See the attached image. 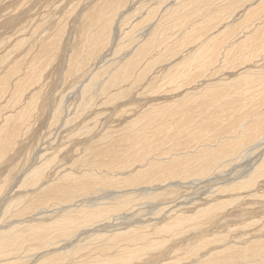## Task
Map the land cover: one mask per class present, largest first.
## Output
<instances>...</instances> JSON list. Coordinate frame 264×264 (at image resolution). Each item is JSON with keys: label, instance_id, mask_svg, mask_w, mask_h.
<instances>
[{"label": "bare ground", "instance_id": "6f19581e", "mask_svg": "<svg viewBox=\"0 0 264 264\" xmlns=\"http://www.w3.org/2000/svg\"><path fill=\"white\" fill-rule=\"evenodd\" d=\"M134 1H136V3H139L138 5H134L133 4V2ZM151 1V0H150ZM150 1H148L147 0V2H149L148 4H150ZM154 1H157V0H154ZM160 1V0H159ZM168 1V0H167ZM167 1L166 2H164L163 4L165 5L166 3H167ZM172 1V2H171ZM169 0L168 2H171V3H167L166 4V6H163L164 8H162L160 11H159V8L158 7H160V5L158 6H156L155 5V7H153L152 5V1H151V6H145L146 4H147V2H146V4H145V2H139V0H97L94 4H93V6H91V8H89L88 6H86V7H88L89 8V10H87L85 13H84V15H83V17H82V21L80 22V21H78V22H80L79 24H78V28H77V34H78V36H77V38L75 37V39H76V41L74 42V43H72V45L70 44V47L68 48L69 50H68V53H69V55H67L66 54V56H68V59H67V61L66 60H64L65 62H68V69L66 70V72H65V76L66 77H69V75L71 76L72 75V72H73V69H75V68H82V67H85L87 64H89L91 61H93L92 63H93V66H91L92 68H90V67H88L89 69H87L88 71H90V73H89V75H87V71L85 72V70L84 69H86V68H83V71L85 72V74L88 76L87 77V83L85 84V85H83L82 86V88L81 87H79L78 89H80L81 88V90L79 91L80 92V96L82 97H78L79 99L81 98V100H83L81 103L82 104H80L81 106V109L79 108V109H77L76 111H74L75 110V108H70V110L72 109H74L73 111H70L69 110V108H68V105H67V103H66V101L64 100V98H61V96L62 95H59V98H60V100H58V99H55V101H54V103H52L51 104V102L53 101V100H50L51 98H49L48 99V101L44 98V91H45V88H44V83L43 82H45V81H43V82H40L42 79H41V74H40V72H39V70H40V68H41V65H38L37 66V64L36 65H31V66H29V69L27 70V71H25V72H23L22 74H20V65L19 64H17L18 62L16 61V62H13V66H7V68L5 69V68H3L2 67V65H1V67H2V69H4L3 71H0L1 72V75H0V84L2 85V87L0 88V100L4 97V95H5V93L9 90L8 89V87H9V85H10V81H11V79L12 78H15L16 79V81H15V83H14V85H13V90L10 92L11 93V98H12V96H13V98H14V100H18L20 97H22L23 96V93H24V91L25 90H29L28 88H31V87H29V86H34L32 89H30V91H27L28 92V97H27V100L26 101H24V102H22L21 103V107H20V109L19 110H15V111H13V112H15V114H11V115H9V114H7V111H5L6 112V114L8 115V116H5V117H3L2 119H1V122H0V140L1 141H3V139L4 140H8V139H10V138H12V137H17V134H19V133H17L16 134V136H12V132H13V130H15V129H13V128H15V123H16V119H19V121H20V125H22V124H24L25 122H26V120H27V118L29 117V114H30V111H31V108H33L34 106H36L37 104V100H40L39 102H38V106H39V108H37V109H40V110H42V111H44L45 109H49V111H48V116H47V119H46V121H45V124L44 125H46L47 127V129L48 130H50L51 128H66V131L69 133L68 135H71V133H73L74 134V128H75V124H74V121H75V119H76V117H78V115L80 116V115H83V113L84 112H86V111H84L82 114L80 113V110H86V108L88 107L89 108V104H91V101L94 99V97L95 96H97V94L99 95V94H101V95H106V94H108V96H109V93H111V91L112 92H114L115 91V89H113L112 87H115V88H117V86L119 87V85L122 83V86L124 85L123 84V82L124 81H128L129 82V78H131L132 76L134 77V78H132L130 81V83H132V81L134 82V83H137L138 81H140V80H142L143 78H144V76H143V72L145 71H143V72H141L140 74H136L135 73V71L136 70H134V69H137V68H141V67H143V61H145V59H147V57L149 56V57H152V54H151V50H152V47L153 46H156V42H157V39H158V37L159 36H162V35H165V37H166V34H168L169 33V30H174V27L173 26H170L171 24L170 23H172V24H177L178 26H179V24L178 23H180V24H182V22L183 23H185V22H188L189 24H191V27H193L194 29L196 28V26H194V23H193V18H192V14H195V10L198 8V5L199 4H203V0L202 1H200V0ZM205 1V0H204ZM215 1H218L219 3L221 2L222 4L217 8V7H215L214 9H210V13L208 14V15H210V16H212V18L211 19H213V17H214V19H215V17H217L216 19L217 20H222L221 18H223L224 17V15H223V13L221 14L222 15V17H221V15H220V12H222V11H225V12H228L230 15H231V13H233V11L234 10H230V8L232 7V1L231 0H215ZM243 1V3H244V5H243V17H242V19L240 20L241 22L238 24V26H240V25H242V24H246V23H248L249 21H252L251 19H253L252 18V16L253 15H256V14H259V12L261 11V9H262V7H264V0H254V2L256 3L255 4V6H253V5H251L252 4V0H242ZM261 1H263V2H261ZM90 2V1H89ZM92 2H93V0H92ZM91 2V3H92ZM129 2H132V5L131 6H129ZM162 2V1H161ZM161 2H158V3H161ZM217 2V3H218ZM261 2V3H260ZM90 3V4H91ZM154 3H156V2H154ZM198 5H197V4ZM71 4V3H70ZM210 4V2L209 3H207V5H209ZM240 4H241V0H237V5L238 6H240ZM89 5V4H88ZM134 5V6H133ZM206 5V6H207ZM90 6V5H89ZM200 6V5H199ZM145 7V8H144ZM209 7V6H208ZM56 8V7H55ZM204 8V7H203ZM235 8V7H234ZM239 8V7H238ZM198 10V9H197ZM45 11V10H44ZM205 11V10H204ZM198 12V11H197ZM200 12V11H199ZM224 12V14H226ZM262 12H264V11H262ZM58 14V13H57ZM79 14V13H78ZM77 14V15H78ZM197 14V13H196ZM137 15H139V16H137ZM187 15H188V17H187ZM198 15V14H197ZM200 15V14H199ZM198 15V16H199ZM204 15V14H203ZM216 15H219L220 16V18H219V16H216ZM230 15H227V16H229L230 17ZM240 15V14H239ZM202 16V15H201ZM242 16V15H241ZM264 16V15H263ZM116 17H118V19H115ZM131 17H136L137 19H138V17H139V19L137 20V21H135V22H130L129 21V23H131L130 25H129V29L128 30H125L124 32H123V34L127 37V40L126 39H124V40H126V43H125V45L123 44H120V45H122V46H120V45H118V44H115L114 46H118L117 47V51H120L121 49H122V47H123V49H124V51H125V53H124V60L122 59L121 61H119L117 64H115L114 65V62H116V61H112V62H110L109 64H106L105 62H103V61H101L102 63H100V65L98 66V63H99V61L98 60H95V58H96V55L100 52V50L103 48V47H105L109 42H111L110 40V37H109V34L111 33V31H112V28H113V23L115 22V20L118 22V24H117V26L118 27H123V26H125L127 23H128V20H131ZM183 17V18H182ZM184 17H187L186 19H184ZM195 17H197V16H195ZM203 17V16H202ZM201 17V18H202ZM208 17V16H207ZM226 17V16H225ZM130 18V19H129ZM205 18V15H204V17H203V19ZM77 19V18H76ZM154 19V23H152V24H150L149 26H147V27H145V28H143V30H142V32L140 33V34H134V32H136V29L138 28V26L139 25H141L142 27H144L146 24H149L152 20ZM200 19V18H199ZM208 19V18H207ZM224 19H226V18H224ZM45 20V19H44ZM135 20V19H134ZM239 20V19H238ZM131 21H133V18H132V20ZM201 22L200 20H198L197 19V22ZM204 21V20H203ZM210 21V20H209ZM212 21V20H211ZM214 21V20H213ZM212 21V22H213ZM255 21V20H254ZM46 22V21H45ZM194 22H195V20H194ZM38 23V22H37ZM42 23V22H41ZM202 23V22H201ZM251 23V22H250ZM49 24V23H48ZM50 24H51V22H50ZM125 24V25H124ZM170 24V25H169ZM196 24V23H195ZM220 24V23H219ZM231 24V23H230ZM260 24V23H259ZM259 24H258V26H254V28H253V33L257 30V34L259 33V32H262V33H264V21L262 22V24H260V26H259ZM183 26H184V24H182ZM199 25H200V23H199ZM199 25H197V26H199ZM249 24H247V26H248ZM37 26V25H36ZM36 26H33L34 27V29H35V27ZM49 26V25H48ZM126 26H128V24L126 25ZM137 26V28L135 29V27ZM181 26V25H180ZM188 26V25H187ZM214 26V25H213ZM246 26V27H247ZM37 27H40V26H37ZM36 27V28H37ZM43 27V26H42ZM115 27H116V25H115ZM140 27V26H139ZM189 27V26H188ZM208 27H210V26H208ZM207 27V28H208ZM211 27H212V25H211ZM55 28V27H54ZM54 28H53V30H54ZM59 28V27H58ZM57 28V29H58ZM62 28V27H61ZM176 28V27H175ZM179 28V27H178ZM201 28H202V26H201ZM200 28V29H201ZM207 28H205V29H207ZM216 28V27H215ZM233 28V27H232ZM232 28H230L229 26H225V29H223V31H222V35H223V37L226 35V33L228 34V32H224V31H230V32H232L231 31V29ZM251 28V27H250ZM33 29V28H32ZM39 29L40 28H38V29H36L37 31H39ZM63 29V28H62ZM177 29V28H176ZM184 29H185V27H184ZM196 29H199V27H197ZM199 29V30H200ZM233 29H235V28H233ZM41 30V29H40ZM55 30H56V28H55ZM72 30V29H71ZM116 30H119V29H117L116 28ZM121 30H123V28H121ZM173 30H172V32H173ZM191 30V29H190ZM198 30V31H199ZM202 30V29H201ZM209 30V29H208ZM248 31H249V29H247ZM63 31V30H62ZM113 31H114V29H113ZM137 31H139L138 29H137ZM167 31H168V33H167ZM186 31H187V33H188V30H187V27H186ZM196 31V30H195ZM56 32V31H55ZM172 32H171V34H172ZM178 32V31H177ZM197 32V31H196ZM236 32V31H235ZM47 33V32H46ZM113 33V32H112ZM111 33V34H112ZM180 33H182V32H180ZM184 33H185V35H189V33L188 34H186V32L184 31ZM191 33V32H190ZM193 33H195L194 31H193ZM193 33H191V34H193ZM205 31H204V35H205ZM215 33H218L217 35H219V33L220 32H218V30H217V32H215ZM246 33V32H245ZM252 33V34H253ZM48 34V33H47ZM47 34H45V35H47ZM51 34V33H50ZM49 34V35H50ZM202 33L200 32V34H199V32L195 35V34H193L192 36H195V37H199L200 35H201ZM213 34V33H212ZM230 34L231 33H229V36H230ZM243 34V33H242ZM255 34V33H254ZM53 35V34H52ZM56 35V34H55ZM57 35H60L59 33L57 34ZM119 35H121V34H119ZM118 35V37H120ZM169 35V34H168ZM173 35V34H172ZM178 35H179V32H178ZM203 35V36H204ZM208 35V34H207ZM206 35V36H207ZM211 35V34H210ZM261 36V41H262V34H260ZM115 36V35H114ZM171 36V35H170ZM180 36H181V34H180ZM227 36V35H226ZM225 36V37H226ZM229 36H227L228 37V39L227 40H229ZM243 36H245V35H243ZM250 36H251V34H250ZM36 37H37V35H36ZM116 37V36H115ZM117 37V38H118ZM125 37V38H126ZM177 37V36H176ZM184 36H182V38H183ZM190 37H191V35H190ZM209 38H211V39H206V40H204V41H200V43L198 44V46H196L194 43V46H196V51H195V53L194 54H190V53H188V51H187V56L188 57H185V60H183L182 59V61L181 62H179V64H181V65H183V68L182 69H179V75H182V76H184V78L187 76V75H189L188 73L190 72V70H191V66H193V65H191V66H189V70H186V68H187V63L189 64V61H194L195 63H197L196 65V69H199L198 71H200V72H202V70H203V72H204V70H205V68H207V67H209V65L211 66L215 61H217L216 60V58H218V53H221L223 50V48H224V50H226L227 49V47L228 46H226L225 44V46H222V43L224 42V40H225V38H223V42L222 41H218V36L217 37H210V36H208ZM246 37H248L247 35H246ZM254 37V36H253ZM38 38V37H37ZM51 38V37H50ZM54 38H56V36H54V37H52V40L54 39ZM61 38V37H60ZM124 38V37H123ZM188 38H189V36H188ZM236 38V37H235ZM243 38V37H242ZM257 38H259V37H257ZM59 39V38H58ZM74 39V40H75ZM166 39H169V36L166 38ZM165 38L163 39V42H164V40H166ZM190 39V38H189ZM246 39V38H245ZM254 39V38H253ZM256 39V38H255ZM35 40V39H34ZM55 40V39H54ZM53 40V41H54ZM174 40V39H173ZM250 40V39H249ZM21 41H22V39H21ZM53 41L52 42H50V41H43L41 44H40V46L39 47H41V49H43V50H46V51H53V50H55L56 49V46L54 45V43H53ZM56 41V40H55ZM114 41H116V40H114ZM167 41V40H166ZM257 41V40H256ZM261 41H259L258 43H259V47L258 48H261V46L264 48V45L262 44V43H260ZM32 42V41H31ZM30 42V43H31ZM169 43H163V46H164V44H165V48H167L168 47V44H170V43H172V41L170 42V40L168 41ZM175 42V41H174ZM189 42H194V40L193 39H190V41ZM189 42H187L186 41V43H184V41H183V43H180V42H177V40H176V42H175V44H178L177 45V47L178 46H182V47H184L187 43H189ZM226 42V41H225ZM228 42V45H230L229 47H230V50H234L235 49V47L237 46L239 49H243V47L245 46L244 44H243V40H240L238 43H237V45L235 46L234 44H233V42H230V40L229 41H227ZM264 42V41H263ZM29 43V42H28ZM56 43H57V41H56ZM60 45H61V42H58ZM113 43H115V42H113ZM257 43V44H258ZM3 44V43H2ZM58 44V45H59ZM158 44V43H157ZM262 44V45H261ZM38 45V44H37ZM184 45V46H183ZM190 45V44H189ZM188 45V46H189ZM18 46V45H17ZM16 46V47H17ZM34 46H36V45H34ZM125 46V47H124ZM176 46V45H175ZM174 46V47H175ZM187 46V45H186ZM192 46V45H191ZM235 46V47H234ZM249 46V45H248ZM60 46H58V48H59ZM110 47V46H109ZM113 47V46H112ZM169 47H170V45H169ZM225 47H226V49H225ZM10 48V47H9ZM14 48V47H13ZM36 48H37V46H36ZM39 49V48H38ZM112 49V48H111ZM170 49H171V47H170ZM169 48L167 49L168 51L170 50ZM237 49V48H236ZM58 50V49H57ZM108 50H110V49H108ZM158 50V49H157ZM258 50V49H257ZM260 50V49H259ZM16 51H17V49H16ZM42 51V50H41ZM112 51V50H111ZM114 51H116V50H113V55H114ZM159 51V50H158ZM168 51H166V53L168 52ZM256 51V50H255ZM7 52V51H6ZM58 52H60V49H59V51ZM108 52V51H107ZM110 52V51H109ZM189 52H190V50H189ZM200 52H204L203 54H201ZM224 52H227V51H224ZM261 52V51H260ZM40 53V52H39ZM38 53V54H39ZM47 53V52H46ZM61 53V52H60ZM102 52H100V54H101ZM118 53V52H117ZM153 54H154V52H152ZM160 53V52H159ZM158 53V54H159ZM256 53V52H255ZM258 53H259V51H258ZM50 54H52V53H50ZM99 54V55H100ZM122 54V53H121ZM157 54V53H156ZM161 55H162V53H160ZM165 54V53H164ZM169 54V53H168ZM223 54V53H222ZM228 54V53H227ZM251 54V53H250ZM53 55V54H52ZM61 55V54H60ZM65 55V54H64ZM98 55V56H99ZM107 55V54H106ZM166 55V54H165ZM176 55V54H175ZM225 55V54H224ZM245 55V54H244ZM252 55V54H251ZM257 55V54H256ZM261 55V54H260ZM8 56V55H7ZM63 56V55H62ZM101 56H102V54H101ZM103 56H105V55H103ZM102 56V57H103ZM118 56H121V55H118ZM156 56V55H155ZM155 56H154V58H155ZM169 56V55H168ZM223 56V55H222ZM222 56H221V59L223 60V58H222ZM53 57V56H52ZM60 57V56H59ZM102 57H100V58H102ZM122 57V56H121ZM148 57V58H149ZM157 57H159V56H157ZM165 57V56H164ZM260 57V56H259ZM263 57V56H262ZM50 58V57H49ZM53 58H55V57H53ZM67 58V57H66ZM99 58V59H100ZM116 58V57H115ZM153 58V59H154ZM168 58H170V56L168 57ZM171 58H173V57H171ZM170 58V59H171ZM184 58V57H183ZM238 58V57H237ZM236 58V59H237ZM246 58V59H245ZM261 58V57H260ZM264 58V57H263ZM1 59V61H2V59H4V58H0ZM6 59H8V58H6ZM10 59V58H9ZM37 59V58H36ZM39 59V58H38ZM63 59H64V56H63ZM103 59V58H102ZM121 59V58H120ZM152 59V58H151ZM151 59L149 58L148 60H150L151 61ZM166 59V58H165ZM164 59V60H165ZM220 59V56H219V60H218V62L221 60ZM5 60V59H4ZM95 60V61H94ZM155 60V59H154ZM162 60V59H161ZM161 60H159V61H161ZM163 60V61H164ZM168 60V59H167ZM238 60H239V58H238ZM241 60L243 61V62H245V60H247V57L245 56V57H241ZM240 60V61H241ZM260 60V59H259ZM0 61V62H1ZM147 61V60H146ZM6 62H8L7 60H6ZM5 62V63H6ZM51 62V61H50ZM63 62V61H62ZM167 62V61H166ZM222 62H224V60L223 61H221V63ZM228 63H229V60L227 61ZM234 62H236L235 61V59H234ZM237 62H239V61H237ZM261 62V61H260ZM34 63V62H33ZM216 63V62H215ZM24 64V63H23ZM31 64V63H30ZM40 64V63H39ZM52 64V63H51ZM102 64V65H101ZM178 64V65H179ZM217 65H219L218 63H216ZM216 64L214 65V67L216 66ZM241 63H239V65H240ZM243 64V63H242ZM256 64H258V63H256ZM65 65V64H64ZM63 65V66H64ZM67 65V64H66ZM92 65V64H91ZM177 65V64H176ZM177 65V66H178ZM222 65H224V64H221V65H219L220 67H218V68H216V69H221L223 66ZM228 65V64H227ZM234 65V66H233ZM236 63H234V64H232V66L235 68L236 66ZM25 66V65H24ZM195 66V65H194ZM228 66H231V65H228ZM227 66V67H228ZM232 66H231V68H232ZM243 66V65H242ZM264 66V65H263ZM43 67V66H42ZM45 67V66H44ZM43 67V68H44ZM67 67V66H66ZM170 67H171V65H170ZM179 67V66H178ZM212 67V66H211ZM210 67V68H211ZM213 67V68H214ZM238 67V66H237ZM258 67V66H257ZM26 68V67H25ZM78 68H77V70H78ZM181 68V67H180ZM230 68V67H229ZM239 68V67H238ZM256 68V67H255ZM144 69V68H143ZM145 69H146V67H145ZM172 69H174V68H172ZM207 69H209V68H207ZM207 69H206V71H207ZM81 70V69H80ZM80 70H78L79 72H80ZM147 70V69H146ZM178 70V69H177ZM176 70V71H177ZM214 71H215V69H213ZM224 70V69H223ZM231 71H233L234 72V69L232 70V69H230ZM243 70V69H242ZM247 70V69H246ZM245 70V71H246ZM256 70V69H255ZM24 71V70H23ZM75 71V70H74ZM171 71V70H170ZM173 71V70H172ZM211 71V70H210ZM214 71H213V74H214ZM229 71V70H228ZM227 71V72H228ZM247 71H249V68H248V70ZM262 71H263V69H262ZM78 72V73H79ZM83 72V73H84ZM138 72V71H137ZM202 72V73H203ZM230 72V71H229ZM251 72V71H250ZM42 73V72H41ZM64 73V72H63ZM76 73V72H75ZM166 73H168V72H166ZM202 73H201V75H202ZM206 73V72H205ZM212 73V72H211ZM244 73V72H243ZM252 73V75L250 74V73H245V74H241L242 75V77L241 78H239V76H241V75H239V73H238V77H237V75H236V77L238 78V79H236V81H235V83L234 82H232L233 84H235L234 86L232 85V84H230L231 85V87L233 88V89H238V91H239V88L241 87H239V83H241V81H243L241 84L243 85L244 84V82L247 84V83H249V85H252L251 83H254L255 82V80L254 79H257V77H254L253 75H255L256 73H254V72H251ZM61 74H62V72H61ZM80 75H81V73H79ZM173 74H174V71H173ZM173 74L171 73V75L168 73V76L170 75V76H173ZM178 74H177V76H178ZM213 74H212V77H210V78H213L214 76H213ZM215 74H217V73H215ZM229 74V73H228ZM230 74H231V72H230ZM44 75V74H43ZM63 75V74H62ZM63 75V76H64ZM79 75V76H80ZM208 75H210V74H208ZM233 75V74H232ZM231 75V76H232ZM78 76V74H77V77H79ZM83 76V75H82ZM155 76V75H154ZM158 76H159V74H158ZM202 76H204V74L202 75ZM211 76V75H210ZM222 76V75H221ZM256 76V75H255ZM66 77H64V79L66 78ZM83 77H86V76H83ZM174 77V76H173ZM205 77V76H204ZM207 77V76H206ZM229 77V76H228ZM235 77V78H236ZM60 78H62V76L60 77ZM71 78V77H70ZM75 77H73V79H74ZM172 77H170V79H171ZM184 78H182V79H184ZM203 78V77H202ZM50 79V78H49ZM80 79H81V76H80ZM156 79H157V75H156ZM165 79V78H164ZM163 79V80H164ZM169 79V78H168ZM208 79L209 78H207V81H208ZM242 79V80H241ZM259 79V78H258ZM44 80H47V79H44ZM76 80H78V79H76ZM82 80V79H81ZM81 80H80V83H81ZM144 80V79H143ZM147 80V79H146ZM153 80V79H152ZM155 80V79H154ZM153 80V81H154ZM162 80V81H163ZM175 80H176V78L173 80H171V81H173L172 83L173 84H175L174 82H175ZM185 80V79H184ZM189 80V79H188ZM193 80V79H192ZM192 80H191V82H192ZM213 80V79H212ZM216 80V79H215ZM241 80V81H240ZM67 82L69 81L68 79L66 80ZM148 81V80H147ZM164 81H166V80H164ZM163 81V82H164ZM179 81V80H178ZM181 81V80H180ZM204 81V80H203ZM210 81V80H209ZM263 81V80H262ZM262 81H261V83H262ZM13 82V81H12ZM67 82H65V83H67ZM71 82H72V80H71ZM74 82V81H73ZM71 83V84H74V85H76V82H74V83ZM83 82V81H82ZM140 82H142V81H140ZM144 82V81H143ZM146 82V81H145ZM166 82H170V80L168 81H166ZM198 82V81H197ZM197 82H195V84L197 83ZM212 82V81H211ZM218 82H221V80L220 81H218ZM222 82H225V81H222ZM221 82V83H222ZM257 82V81H256ZM47 83H49V82H47ZM63 83H64V81H63ZM133 83V84H134ZM190 84V82H187V84ZM193 83V82H192ZM200 83V82H199ZM198 83V84H199ZM215 83V82H214ZM230 83V82H229ZM52 84V83H51ZM58 84V83H57ZM61 84H62V82H61ZM82 84V83H81ZM81 84L79 85H76V86H81ZM145 84V83H144ZM148 84V83H147ZM167 84V83H166ZM170 84V83H169ZM178 84H181V83H179L178 82ZM182 84H184V83H182ZM182 84L181 85H179V87L181 86L182 88H180V90L181 89H183V87L184 86H182ZM195 84H193V85H195ZM206 84V83H205ZM225 84V83H224ZM12 85V84H11ZM47 85V84H46ZM45 85V86H46ZM125 85H127V84H125ZM124 85V86H125ZM128 85H129V83H128ZM127 85V86H128ZM140 85V84H139ZM138 85V86H139ZM142 85H143V83H142ZM168 85V84H167ZM172 85V84H171ZM170 85V86H171ZM185 85V84H184ZM211 85V84H210ZM217 85H219V84H217ZM245 85V84H244ZM243 85V87H245ZM248 85V84H247ZM256 85V84H255ZM259 85V84H258ZM69 86V85H68ZM73 86V85H72ZM121 86V87H122ZM124 86H123V88H124ZM130 86V85H129ZM133 86V85H132ZM153 86V85H152ZM169 86V85H168ZM177 86V84L174 86V88ZM187 86V85H186ZM206 86V85H205ZM214 86V85H213ZM215 86H216V84H215ZM226 86H227V84H226ZM172 88H173V86H171ZM178 87V86H177ZM217 88H218V86H216ZM222 87V86H221ZM228 87H229V85H228ZM242 87V88H243ZM248 88H250L249 86H247ZM246 87V89L248 90V88ZM252 87H255L254 88V90H256L257 88H259L260 89V91L257 89V91H255L256 92V95L258 94V93H260L261 92V85H259V86H253L252 85ZM257 87V88H256ZM114 90H112V89ZM135 88V87H134ZM141 88H143V87H141ZM154 88H155V86H154ZM160 88H161V86H160ZM160 88L158 87V90H160ZM174 88H173V90H174ZM190 88H193V86L192 87H190ZM263 88V87H262ZM120 87L119 88H117L116 90H118L117 92H115V93H111L110 94V96H112L111 98H113V97H117L116 95L119 93V94H121V91H120ZM129 89V88H128ZM162 89H163V87H162ZM176 89V88H175ZM179 89V88H178ZM185 89H186V87H185ZM200 89H202V88H200ZM203 89H205V90H203V92H201L200 93V95L202 94L204 97L206 96V99H210V101H206L205 100V102H200V103H196V105H193L194 104V102L192 103V106L191 105H189L190 104V102L188 101V103H185V101H178L177 99H175L173 102H174V104H175V101H177V105L175 104V107H174V109L173 108H171L169 111L170 112H172L171 110H173V112H174V110L175 109H178L179 108V113L178 112H176L175 111V113H167V110L164 112V114L165 113H167V114H169V116H168V118L170 117V115H171V119L172 120H170V118L168 119V120H162V119H160L159 118V116L161 115H163V114H161L160 112V109L158 110V109H154V110H151V109H153V108H151L149 111L150 112H146V113H144V114H141V116H142V120H140L139 122H141V127H142V129H147L146 130V132H144L143 133V135H141V134H139V133H137L136 131H133V130H126L125 129V127H126V124H125V122H124V124H122V126L123 125H125V127H124V129H125V131H127V132H122L121 134L122 135H120V134H118L119 132H121L120 130H119V132L117 133V136H118V139H117V137L115 138L116 140H119L118 142H115V140H113V139H110L109 141H107V142H105V140L106 139H109L110 138V135H109V133L107 132V131H109L108 129H107V131L105 132V133H101V132H94V133H92L91 134V136L89 137V138H87V139H83V140H77V141H79V142H74V143H76V144H74V147L72 148V150L70 151L69 150V153L70 152H75V153H77V155H75L74 157H72V162L70 163V165H74V163L77 165V166H80V167H82V168H80V167H78L79 169H74L73 167H70V165L69 164H67L66 165V163H67V161H63V162H61L60 163V161H58L57 159H56V153L53 151V152H47L46 150H45V146H43V144H44V141H40V142H37L36 144H35V147L33 148V150L30 148V147H28L26 150H24L25 149V147H24V149H23V151H25V153H24V155H25V157H24V160H25V163H28V165L26 166V167H24V169L22 170V173H21V170H19L20 171V177L18 178V175H17V177L12 173V175H14L16 178H18L17 180H20L21 181V183H20V185H23L24 187H29L28 188V190H27V192H24L23 194H21V195H19V194H17V195H19V196H17L16 195V197L15 196H12L13 194H12V192H13V186L11 187V185H10V187L7 189V191H5V194L3 195V197H2V200H1V202H2V209H0V211L1 210H3V212L5 213V215H7L8 213H7V211H12V210H14V208L16 207H18L19 205H21V203L22 202H24V199H25V197L27 198L28 197V200H27V204L25 203V204H22V206L23 205H25L23 208H20V210L18 209L19 207H22V206H19L16 210H18V212H16V215H23L24 213H27V211H31L30 213L31 214H29V217L28 218H26L25 216H27V214H25L23 217L24 218H26V219H20L19 220V218L17 219H13L15 216H13L12 214V216H13V221H11V222H7V224H6V220H5V223H3L5 226H1L0 227V264H20V262H23V261H27V262H25V264L27 263V264H51V262H53V261H55V263H53V264H123L124 262H126V260H128V259H126V258H122L121 256H119L118 255V253H115L113 256H111L110 254V257H107V256H105V255H103V254H107V253H101V252H103V251H105L106 249L107 250H109L108 248L109 247H111V244L108 242V241H106V240H104V239H109V241H111V239L110 238H112L113 236L115 237L116 235L118 236V237H116L115 239H117V238H119V234H120V236H122V234L124 233V232H126V230H121V231H117V230H115V228H113V230L112 229H110V230H107L106 229V231H105V233H100L99 231H101L102 229L100 228V227H98V226H96V223L97 222H99V221H101V220H104L105 218H110V216H112V215H110L112 212H118V211H120V210H123L124 208L125 209H129L130 207L128 206L129 205V203L131 204L132 202H131V199L133 200L134 198H133V196H135L136 194H135V192H132L133 190H130L131 192H128L127 190H125L124 189V193H120V194H118V195H116V196H113L112 197V200L110 201V202H106V203H102V202H96V201H93V200H91V199H93V198H95V196H97V195H94L95 193H93V196L94 197H92L91 199H89V198H87V199H85V198H82V197H84L85 195L87 196V194L90 196V194L92 193V192H95V186L94 185H96V184H104V185H110V184H113V179H114V177H113V175L111 174V172L110 171H108V172H105L106 171V168H105V170H104V172H102L103 170H100V167L101 166H103V165H105V164H107L109 167H113L112 166V164L116 161V160H121L120 162H121V164L123 165L122 167H123V169H124V167H126V163H127V161H129L128 160V158L130 157L133 161L135 160V162H136V160L137 161H140L141 162V164H137L138 166H139V169H136V171H135V173L133 172H130V171H128L126 168V170L128 171V172H130L131 174H134L133 176L130 174V177H129V175L127 176V177H125V178H117L116 179V182L117 183H123L124 185L125 184H127V185H125L126 187H128V185H133L135 182L136 183H140L141 182V179L139 180V179H137V175L138 174H142V175H147V176H151V175H154V176H159V173H160V177H164V178H169V177H174V176H176V175H178L179 177L181 176V174H182V176H183V178H184V176H187V177H189L190 175H198V176H206L209 172H210V174L212 173L211 172V168H212V165H214V164H217V162L218 161H221L222 159H223V161L224 160H226L227 158V160H229V161H232V160H239L240 158L242 159L243 157V155H246L248 152H251V150H252V148H255V147H258V146H263V148H264V106H263V108L262 109H259V105L260 104H262V105H264V91H262V97H260V99H258L259 97H258V95H257V100H259V102L258 101H256V103H254L253 104V107L250 105V109L251 108H253V109H251L252 111H253V113L251 114V111H250V113L248 114V113H246L247 111H249V110H245L246 112H244V113H246V114H244V116H246V117H244L243 115H241V117L243 118H245V119H247L246 121L247 122H249V123H245V125L246 126H244V124H241V121H242V118L240 117L239 119L238 118H236V119H233V120H231L230 121V123L228 122L229 120H227V122H225L226 121V119L222 116V113L223 114H226V113H224V111L225 110H227L228 109V106H229V104H230V101H231V103L234 101V99H235V96H233L232 95V97L234 98H230L229 99V101L228 100H226V98H224V101H221V103L219 104V106H216V107H214V112H209L208 113V107L209 106H211V104H213V98H212V96L214 97V96H216L219 92L218 91H220V90H218V89H216L215 87H212V85L211 86H207L206 88L204 87ZM213 89V90H212ZM215 89V90H214ZM227 89V87L225 88V90ZM264 89V88H263ZM53 90V89H52ZM59 89H57V90H53V91H58ZM75 90V89H74ZM74 90H72V93H75L74 92ZM92 90V91H91ZM122 90V94H123V91L125 92L126 91V88H125V90H123V89H121ZM155 90H156V88H155ZM157 90V91H158ZM189 90V89H188ZM196 90V89H195ZM212 90V92H214V93H211L210 91ZM241 90V89H240ZM243 91L245 90V89H242ZM140 91V90H139ZM139 91H137V92H139ZM168 91H169V89H168ZM171 91H172V89H171ZM176 91V90H175ZM179 91V90H178ZM185 91H187V90H185ZM191 91H192V89H191ZM194 91V90H193ZM197 91V90H196ZM228 91V89L226 90V92ZM246 91V90H245ZM259 91V92H258ZM62 92V91H61ZM67 92V91H66ZM70 92V91H69ZM129 92V91H128ZM198 92H199V90H198ZM198 92H197V94H198ZM223 92H225V91H223ZM225 92V93H226ZM8 93V92H7ZM57 93V92H56ZM55 93V94H56ZM63 93V92H62ZM126 93V92H125ZM124 93V94H125ZM130 93V92H129ZM140 93V92H139ZM159 93V92H158ZM162 93V92H161ZM186 93V92H185ZM188 93H189V91H188ZM187 93V94H188ZM220 93L221 94H224V93H222V91H220ZM219 93V94H220ZM59 94V93H58ZM128 94V93H127ZM127 94H125V95H127ZM181 94H184V93H181ZM190 94V93H189ZM193 94H194V92H193ZM192 94V95H193ZM196 94V95H197ZM231 94L232 93H230V96H231ZM240 94H241V92H240ZM8 95V94H7ZM6 95V96H7ZM70 95V94H69ZM77 95V94H76ZM79 95V94H78ZM144 95V94H143ZM142 94H140V96H143ZM171 95V94H170ZM185 95V94H184ZM191 95V94H190ZM195 95V94H194ZM193 95V96H194ZM201 95V96H202ZM224 95H227V93L226 94H224ZM228 95H229V92H228ZM235 95V94H234ZM75 96V95H74ZM123 96V95H122ZM129 96V95H128ZM182 96V95H181ZM198 96V95H197ZM7 97H9V96H7ZM64 97V96H63ZM71 97V96H70ZM98 97H100V96H98ZM102 97V96H101ZM100 97V98H101ZM104 97V96H103ZM106 97V96H105ZM121 97V96H120ZM136 97H138V96H136ZM136 97H134L135 99H137ZM144 97V96H143ZM164 97H166V96H164ZM177 97V96H176ZM187 97V96H186ZM190 97H192V96H189V99H190ZM196 97V96H195ZM220 97H222V99H223V96H220ZM226 97V96H225ZM188 98V97H187ZM194 98V97H193ZM203 98V97H202ZM218 98H219V96H218ZM237 98V97H236ZM8 100H10L9 98H7ZM78 99V100H79ZM114 99V98H113ZM139 99V98H138ZM140 99H143V98H140ZM164 99V98H163ZM180 99H181V97H180ZM179 99V100H180ZM195 99V98H194ZM193 99V100H194ZM199 99H201V98H198L197 97V99H195L194 101H196V100H199ZM204 99V98H203ZM248 99V98H247ZM252 99L254 100L255 99V97L253 98L252 97ZM262 99V100H261ZM116 100H117V98H116ZM120 100H121V98H120ZM122 100H123V98H122ZM125 100V99H124ZM192 100V99H191ZM217 100V99H216ZM261 100V101H260ZM2 101V100H1ZM4 101H5V99H4ZM103 101V100H102ZM101 101V102H102ZM130 101V100H129ZM132 101V100H131ZM136 101V100H135ZM140 101H142V100H140ZM202 101H204V100H202ZM215 101V100H214ZM227 101V103L226 104H224L223 102H226ZM239 101H241V99L239 100ZM239 101H234L235 103L237 102V104H238V102ZM6 102V101H5ZM70 102V101H69ZM92 102H94V101H92ZM97 102V101H96ZM114 102H116L115 100H114ZM166 102H167V100H166ZM166 102H165V105H166ZM179 102V103H178ZM192 102V101H191ZM198 102V101H197ZM234 102H233V104H231V106H229V107H234V106H236V107H234L235 109H237V106H239V105H234ZM258 102V103H257ZM1 103H3V102H1ZM0 103V104H1ZM10 103V102H9ZM18 103V102H17ZM72 103H73V101H72ZM77 103H79V102H77ZM98 103V102H97ZM100 103V102H99ZM104 103V102H103ZM118 103V102H117ZM139 103V102H138ZM241 103V102H240ZM253 103V102H252ZM8 104V103H7ZM94 104V103H93ZM100 104H102V103H100ZM111 104V103H110ZM244 104H246V102L244 103ZM4 105V104H3ZM5 105H6V103H5ZM10 105V104H9ZM14 105V104H13ZM12 105V106H13ZM77 105V104H76ZM105 105V104H104ZM109 105V104H108ZM139 105V104H138ZM158 105V104H157ZM214 105V104H213ZM234 105V106H233ZM70 106H71V104H70ZM144 106V105H143ZM147 106V105H146ZM154 106V105H153ZM173 106V105H172ZM179 106V107H178ZM189 107V106H191V107H189V110H190V108L193 110L194 109V107L193 106H196L195 107V109L196 108H198V109H200L202 112H203V114L202 115H199V114H196L197 113V111H195L196 113H188V115H184L182 112L180 113V111H181V109H184L185 107ZM261 106V105H260ZM5 107V106H4ZM3 107V108H4ZM8 107V106H7ZM6 107V108H7ZM78 107V106H77ZM95 107V106H94ZM97 107V106H96ZM149 107V106H148ZM151 107V106H150ZM160 108L161 106H157V108ZM178 107V108H177ZM205 108V110H202V108ZM242 107V106H241ZM262 107V106H261ZM1 108V107H0ZM87 108V109H88ZM161 108H164V107H161ZM181 108V109H180ZM239 108V107H238ZM10 109V108H9ZM13 109V108H12ZM11 109V110H12ZM91 109V108H90ZM145 109V108H144ZM146 109H148V108H146ZM146 109L144 110V111H146ZM187 109V108H186ZM210 109V108H209ZM230 110H231V108H229ZM8 110V109H7ZM143 110V109H142ZM188 110V109H187ZM197 110V109H196ZM208 110V111H207ZM213 110V106L211 107V111ZM2 111V110H1ZM81 111V112H82ZM89 111V110H88ZM127 111V110H126ZM141 111V110H140ZM159 111V113H154V112H158ZM207 111V112H206ZM228 112H229V110H227ZM227 111H225V112H227ZM5 112H2V113H5ZM198 112H199V110H198ZM88 113V112H87ZM96 113V112H95ZM100 113V112H99ZM234 113V112H233ZM108 114H109V112H108ZM229 114V113H228ZM2 115H4V114H2ZM94 115V114H93ZM92 115V116H93ZM100 115V114H99ZM231 115V114H230ZM91 116V117H92ZM140 116V115H139ZM227 116H229V115H227ZM233 116V115H232ZM231 116V117H232ZM94 117H97V115L95 116L94 115ZM94 117H92V118H94ZM138 117V116H137ZM165 117V116H164ZM222 117L225 119V124L227 123V124H229V125H226V128L224 127L225 126V124H223L222 123ZM30 118V117H29ZM78 118H80V117H78ZM76 119V120H79V122H80V119ZM99 118V117H98ZM130 118V117H129ZM135 118V117H134ZM227 118V117H226ZM229 118H230V116H229ZM233 118V117H232ZM254 118H255V120H254ZM14 119V120H13ZM126 119H128V118H126ZM133 119V118H132ZM83 120V119H82ZM81 120V121H82ZM91 120V119H90ZM93 120H95V119H93ZM93 120H92V122H93ZM96 120H98V119H96ZM95 120V121H96ZM125 120V119H124ZM222 120V121H221ZM29 121V120H28ZM84 121V120H83ZM82 121V122H83ZM220 121H221V125H223V127H221L220 126ZM77 122V121H76ZM75 122V123H76ZM131 122V121H130ZM133 122V121H132ZM219 122V123H218ZM244 122H245V120H244ZM242 123H243V121H242ZM17 124H18V122H17ZM72 124H74V127H73V125ZM130 124V123H129ZM216 124L217 125H219L220 127H221V129L223 128H225L224 130L222 129V131H219V130H217V128L219 129V126L217 127L216 126ZM84 125V124H83ZM102 125V124H101ZM131 125H134L133 123L131 124ZM22 126H24V125H22ZM78 126V125H77ZM81 126V125H80ZM88 126V125H87ZM137 126V124L135 125V127ZM212 126H216L217 128H216V130H215V132L213 131L214 130V128H212ZM227 126H229L233 131H230V132H234V134H232V135H229V133H228V131H226V129L228 128ZM79 127V126H78ZM77 127V129H79ZM90 127V126H89ZM92 128L91 129H94V127L93 126H91ZM130 127V126H129ZM83 128H85V127H83ZM88 127H86L85 129H87ZM99 128V127H98ZM104 128H106V127H104ZM237 128V129H236ZM82 128H80V130H81ZM111 129V128H110ZM120 129V128H119ZM133 129V128H132ZM220 129V130H221ZM229 129V128H228ZM16 130H17V128H16ZM15 130V131H16ZM19 130V129H18ZM52 130V129H51ZM55 130V129H54ZM60 130V129H59ZM89 130V129H88ZM123 130V129H122ZM137 130V129H136ZM19 131H21V130H19ZM65 131V130H64ZM72 131H74V132H72ZM84 132L82 133V134H85L86 135V133H85V131L86 130H83ZM90 131V130H89ZM88 131V132H89ZM95 131V130H94ZM138 131V130H137ZM150 131V132H149ZM214 132V134L212 135V137H206V138H204L203 136L205 135V134H208V133H210V132ZM46 132V131H45ZM79 132V131H78ZM78 132H77V134H78ZM81 132V131H80ZM87 132V134H89ZM92 132V131H91ZM140 132H142V131H140ZM223 132H226V133H228V135L226 136H220V135H222L223 134ZM76 133V132H75ZM153 134L154 136H156V137H154V138H149V137H147L146 135L147 134ZM48 134V133H47ZM80 134V133H79ZM78 134V135H79ZM144 134H146L145 136H144ZM177 134H180V135H182V136H187V138L186 139H184L183 141H181V142H179L180 140H181V138H180V140H176L175 139V137H177V136H179V135H177ZM20 136V135H19ZM18 136V137H19ZM181 136V137H182ZM78 137V136H77ZM174 137V138H173ZM13 138V139H14ZM52 138V137H51ZM86 138V137H85ZM185 138V137H184ZM210 138V139H209ZM18 139V138H17ZM78 139H80V138H78ZM168 140L169 139V143H168V145L166 144V143H164L165 142V140ZM170 139H172V140H170ZM175 139V140H174ZM31 140V139H30ZM175 141V142H171L170 143V141ZM11 141V140H10ZM13 141V140H12ZM15 141H16V139H15ZM101 141L103 142H105V143H103L102 145H101ZM147 141H149V144H145ZM162 141H164V142H162ZM177 141V142H176ZM5 142V141H4ZM36 142V141H35ZM58 142V141H57ZM145 142V143H144ZM160 142H162V143H164V144H162V143H160ZM167 142V141H166ZM191 142H193V143H191ZM199 142V143H198ZM6 143V142H5ZM4 143V144H5ZM15 143V142H14ZM14 143H13V146H14ZM158 143H160V144H162L163 146H164V149H162L160 146H155L154 147V145L153 144H158ZM1 144H2V142H1ZM4 144H3V147L5 148V146H4ZM6 144H8V143H6ZM12 144V143H11ZM165 144H166V147H165ZM16 145H17V142H16ZM15 145V146H16ZM45 145H47V144H45ZM119 145H122L121 147H124V148H118V146ZM198 145V146H197ZM2 146V145H1ZM10 146V145H9ZM12 146V145H11ZM14 146V147H15ZM48 146V145H47ZM250 146V147H249ZM2 147V149H4ZM6 147H7V145H6ZM116 147H117V149H116ZM57 148V147H56ZM151 148V150H154L155 151V153H156V155H158V156H160V157H147L146 155H148V149H150ZM161 148V149H160ZM191 148H194V149H191ZM260 148V147H259ZM1 149V148H0ZM8 149V148H7ZM7 149H4V150H7ZM14 149H10V151H13ZM45 151L46 152V154L47 153H50L51 155H49V156H45L44 155V153H41L42 151ZM50 150H52V149H50ZM150 150V151H151ZM263 150V151H262ZM261 150V152H260V159L257 161V162H255V166L253 167V168H251V170L249 171V172H245L246 174H244V175H241L238 179L239 180H237V178H236V180L237 181H233V182H231V183H227L226 185H224L223 184V186H221V187H219V186H217L218 188H219V193L221 192V191H223V193L225 194V191H229L230 190V192H231V190H234L235 188H237L236 189V191H239L238 190V188L240 189V190H242L243 188V186H247V185H249V184H251V183H253L254 181H255V178H256V176L257 175H260V174H262V173H264V149H262ZM8 151H9V149H8ZM7 151V153H9ZM15 152H16V150H14ZM18 151V150H17ZM23 151H21V153L23 152ZM153 151V152H154ZM115 152H116V154H115ZM118 152V153H117ZM120 152V153H119ZM152 152V153H153ZM253 152V151H252ZM1 153V152H0ZM53 153H55V154H53ZM151 152H150V154H152ZM6 154V153H5ZM17 154H18V152H17ZM16 154V155H17ZM19 154H20V151H19ZM23 154V153H22ZM53 154V155H52ZM256 154V153H255ZM258 154V153H257ZM1 155V154H0ZM7 155V154H6ZM5 155V156H6ZM13 155H15V154H13ZM15 155V156H16ZM24 155H22V157L24 156ZM155 155V154H154ZM259 155V154H258ZM5 156L3 155L2 157H4L5 158ZM8 156V155H7ZM10 156H12V155H10ZM18 156V155H17ZM163 156V157H162ZM9 158V157H8ZM161 158H162V160L163 161H159L158 163H155L154 162V160H161ZM256 158H258V157H256ZM2 158H0V160H1ZM16 159H18V157H14V156H12L11 158H9V163L6 165V175H4L5 176V178H3V180H4V187H6L7 185H5V183L7 182V181H10V175H11V172H14L15 170H16V163L15 162H17L19 159H21V154H20V158L17 160V161H15ZM248 159V158H247ZM6 160H8V159H6ZM57 160V161H56ZM61 160H64V159H61ZM71 160H69V161H71ZM249 160V159H248ZM4 161V160H3ZM22 161H23V158H22ZM21 161V162H22ZM55 161H56V163L58 162V163H60V164H57L56 166H55V164H54V166H51V165H53V163H55ZM223 161L220 163L219 162V164H218V166L216 165H214L213 167V170L214 169H218V167L220 168L221 166H222V164H224L223 163ZM229 161H227V163H229ZM8 162V161H7ZM19 162V161H18ZM140 162H137V163H140ZM192 162H195L194 163V165L192 164ZM247 162V161H246ZM1 163V162H0ZM23 164H24V162H22ZM117 163H119V161H117ZM117 163L115 164V165H117ZM129 163V162H128ZM127 163V164H128ZM226 163V162H225ZM253 163V162H252ZM2 164H4V162H2L1 163V165ZM134 164H136V163H134ZM134 164H132V166H131V169H134ZM192 164V166H191V169H183V167H182V165H185V167L186 166H188V165H191ZM25 165V164H24ZM114 165V166H115ZM137 165H136V167H137ZM224 165H226V164H224ZM249 166V165H248ZM4 167V166H3ZM3 167H1L0 169H2ZM17 167H19V166H17ZM104 167V166H103ZM133 167V168H132ZM224 167V166H223ZM22 168V167H21ZM120 168V167H119ZM118 168V169H119ZM128 168V167H127ZM129 168H130V166H129ZM182 168V169H181ZM190 168V167H189ZM18 169H20V168H18ZM17 169V170H18ZM102 169V168H101ZM123 170L124 172L126 171V170ZM211 169V170H210ZM221 169H222V167H221ZM224 169V168H223ZM108 170V169H107ZM113 170H114V168H113ZM219 170V169H218ZM217 170V171H218ZM248 170V169H247ZM112 171V170H111ZM117 171L118 170H116V173H117ZM122 171V172H123ZM127 171L125 172L126 174H129V173H127ZM133 171V170H132ZM216 171V170H215ZM217 171H216V173H217ZM1 172V171H0ZM4 172V173H5ZM16 172V171H15ZM182 172V173H181ZM214 172V171H213ZM18 172H16L15 174H17ZM124 173V174H125ZM181 173V174H180ZM229 173V172H228ZM227 173V174H228ZM122 175H123V173H121ZM121 174H120V176H121ZM213 174V173H212ZM211 174V175H212ZM242 174V173H241ZM257 174V175H256ZM189 175V176H188ZM230 175H232V172H231V174ZM3 176V175H2ZM158 176H157V178H158ZM177 176V178H179ZM221 176V175H220ZM222 176H224L223 174H222ZM144 177V176H143ZM146 177V176H145ZM152 177V176H151ZM151 177H148V179H150ZM190 177H192V176H190ZM226 177H228V176H226ZM139 178V177H138ZM147 178V177H146ZM154 178V177H153ZM153 178H151V179H153ZM182 178V179H183ZM204 178V177H203ZM212 178H213V175H212ZM216 178V176L214 177V179ZM143 179V178H142ZM171 179V181L173 182V181H175L176 182V180H175V178H170ZM170 179H169V181H170ZM172 179H174V180H172ZM186 180H187V178H185ZM208 178H206V180H207ZM227 179V178H226ZM226 179L224 178V182L226 181ZM231 179V178H230ZM232 179H235V178H232ZM139 180V181H138ZM154 180H155V178H154ZM154 180H153V182H154ZM158 180V179H157ZM156 180V181H157ZM160 180V179H159ZM168 180V179H167ZM180 180V179H179ZM190 180V179H189ZM189 180H187L188 182H190ZM193 180H195V179H193ZM213 180V179H212ZM211 180V181H212ZM219 180H221V178H219ZM2 181V180H1ZM15 181V180H14ZM138 181V182H137ZM145 180H143L140 184H142L143 182H144ZM166 181V180H165ZM167 182V183H171V182ZM186 181V182H187ZM205 181V180H204ZM231 180H229V182H230ZM116 182H114V183H116ZM149 182H150V180H149ZM148 182V183H149ZM184 182V181H183ZM186 182H184L185 183V185H186ZM208 182V180L206 181V183ZM213 182V181H212ZM214 182H216V180H214ZM11 183H13V185H14V183L15 182H11ZM136 183H135V185H136ZM158 183H160V182H158ZM162 183V182H161ZM166 183V182H165ZM167 183H166V186H167ZM183 183V184H184ZM190 183H193V181H191ZM211 183V182H210ZM217 183L219 184L220 182H218L217 181ZM217 183H216V185H217ZM222 183V182H221ZM219 184V185H222V184ZM1 184V183H0ZM7 184H10V183H8L7 182ZM139 184V185H140ZM144 184V186L146 185L145 183H143ZM142 184V185H143ZM150 185H151V183H149ZM155 184V183H154ZM174 184V183H173ZM176 184V183H175ZM180 184H181V182H180ZM179 184V185H180ZM194 184V183H193ZM3 185V184H2ZM1 185V186H2ZM141 185V186H142ZM156 185H157V183H156ZM209 185H212V184H209ZM213 185H214V183H213ZM253 185V184H252ZM16 186H19V182H18V185H16ZM111 186V185H110ZM109 186V187H110ZM113 186H114V184H113ZM118 186H120V185H118ZM141 186H140V188H141ZM148 186V185H147ZM155 186V185H154ZM176 186H178V183H177V185ZM195 186V185H194ZM245 186V187H246ZM3 187V188H4ZM21 187V186H20ZM108 187V188H109ZM122 187V186H121ZM125 187V188H126ZM135 188H137L136 186H134ZM156 187V186H155ZM161 187H163V186H157V190H160L161 192H157V193H155V195H157V194H159V193H163L164 191H166V190H168V191H170L169 189H174V187L175 186H173V187H171V184L170 185H168V187H163V189L161 188ZM181 186H179V188H180ZM214 187V186H213ZM212 187V188H213ZM241 187V188H240ZM244 187V188H245ZM2 187H0V189H1ZM107 188V187H106ZM124 188V187H123ZM122 188V189H123ZM131 189L133 188V187H130ZM148 188H151L150 186L148 187ZM179 188H175L174 190H176V189H179ZM143 189V188H142ZM141 189V192H146L145 190H142ZM251 189V188H250ZM20 190V189H19ZM112 189L110 188V191H111ZM128 190H129V187H128ZM138 188H137V193H139L138 192ZM216 190V189H215ZM214 190V191H215ZM256 190V189H255ZM254 190V192L256 193V191ZM3 191V192H4ZM22 191V190H21ZM24 191V190H23ZM104 191H105V189H104ZM109 191V190H108ZM152 191V190H151ZM213 191V192H214ZM18 191H16L15 192V190H14V193L16 194ZM112 192V194L114 195V191L112 190L111 191ZM110 192V193H111ZM123 192V191H122ZM178 193L180 192V190H178L177 191ZM213 192H211L212 194L211 195H213L214 193ZM229 192V193H230ZM252 192V191H251ZM1 193H2V191L0 192V195H1ZM109 193V192H108ZM133 193L135 194V195H133ZM148 193H149V191H148ZM170 192H168V194H169ZM185 193V192H184ZM216 194V197H217V192H215ZM222 193V194H223ZM228 192H227V194H229ZM236 193L237 192H233V195H231L232 193H230V196H232L231 197V200L229 199V196H226V197H228V199L230 200V201H232V198H233V200H236V198L238 197V195H236ZM245 193V192H244ZM247 193H248V191H247ZM247 193H245V194H247ZM255 193H254V195H253V193H251L252 195H250V193H249V195L250 196H257V195H255ZM258 193V192H257ZM141 194V193H140ZM143 194V193H142ZM145 194H147V193H145ZM150 194V193H149ZM176 194V193H175ZM175 194H173L172 193V195H175ZM186 194V193H185ZM221 194V193H220ZM235 194V195H234ZM109 195V194H108ZM152 195V194H151ZM155 195H154V198H155ZM163 195V194H162ZM177 195V197H176V199H179L180 200V202H181V200L183 199H181V197L180 196H178V194H176ZM184 195V194H183ZM187 195V194H186ZM185 195V196H186ZM195 195V194H194ZM226 195V194H225ZM225 195L223 196L224 198H226L225 197ZM248 195V194H247ZM100 196L102 197V195L100 194ZM110 196H112V195H110ZM140 196V195H139ZM138 196V197H139ZM147 196V195H146ZM150 196V195H149ZM184 196V200L185 199H187V197H185ZM220 195H218V197H219ZM237 196V197H236ZM29 197H31V198H29ZM79 197V198H78ZM82 199H81V198ZM105 197V196H104ZM109 197V196H108ZM137 197V196H136ZM137 197V198H138ZM143 197V196H142ZM151 197V196H150ZM161 197V196H160ZM163 197V196H162ZM171 197V196H170ZM190 197V196H189ZM193 197V196H192ZM210 197V196H209ZM211 197H213V196H211ZM211 197H210V199H211ZM216 197H214V198H216ZM217 197V199H222V198H218ZM234 197H236V198H234ZM248 197V196H247ZM141 197H139L138 199H140ZM152 198V197H151ZM165 198V197H164ZM164 198H162L163 199V201H164ZM166 198H168V197H166ZM165 198V199H166ZM208 198V196H206V198L204 199V200H206ZM223 198V199H224ZM96 199H98V198H96ZM100 199V198H99ZM144 199V198H143ZM143 199H140V200H143ZM153 199V198H152ZM151 199V200H152ZM172 199V198H171ZM209 199V198H208ZM227 199V198H226ZM225 200L224 199V202L225 201H229V200ZM26 200V199H25ZM146 200V199H145ZM156 200V198L154 199V201ZM158 200V199H157ZM183 200V201H184ZM189 200H190V198H189ZM193 200H194V198H193ZM192 200V201H193ZM199 200V199H198ZM204 200H203V202H204ZM212 200V203H213V201L215 202V203H213V204H209L211 201L210 200H206V201H208L209 203H208V206H207V202H206V206L203 204V202H202V204H203V206H205V207H203V208H200V207H198V208H200V209H198L197 211L195 210V209H193V210H195L196 211V213H194L193 212V210H192V212L194 213V214H192V215H196V214H198V212H204V213H206L207 214V212H208V216H210V214H209V211L210 210H212L213 208H217V206L219 207V206H221L220 204H222L221 202H218V203H216L217 201H216V199H211ZM238 200H239V198H238ZM241 200V199H240ZM134 201H136V199L134 200ZM153 201V202H154ZM159 201V200H158ZM158 201H157V204H159V203H162L163 201L161 200V202H159L158 203ZM170 200H168V202H167V205L170 203L169 202ZM178 201V200H177ZM182 201V202H183ZM186 201V200H185ZM184 201V202H185ZM187 201H188V199H187ZM191 201V200H190ZM191 201V202H192ZM200 201V200H199ZM219 201V200H218ZM229 201V202H230ZM21 202V203H20ZM137 202V201H136ZM135 202V203H136ZM166 202H163L164 203V209H165V207L168 209V210H170V208H169V205L168 206H166ZM173 202V201H172ZM183 202V203H184ZM195 202H197L196 200H195ZM204 202V203H205ZM228 202V203H229ZM234 202L235 201H233V206L234 205H236V204H234ZM237 202V201H236ZM150 203V202H149ZM226 203V202H225ZM239 203H240V201H239ZM134 204V203H133ZM138 204V203H137ZM142 204H144V203H142ZM174 204H176L175 202H174ZM174 204H171L172 205V207H173V205ZM178 204H179V202H178ZM187 204V203H186ZM185 204V206H186V208H187V206L188 205H186ZM190 204V203H189ZM193 203H191V205H192ZM224 204V203H223ZM223 204H222V207H224L223 206ZM150 205V204H149ZM149 205H148V207H149ZM155 205V204H154ZM153 205V206H154ZM197 205H199V204H197ZM196 205V206H197ZM201 205V204H200ZM225 205V204H224ZM230 205H231V203H230ZM229 204H228V206H230ZM133 206H135V204L133 205ZM138 206H140V205H138ZM146 206V205H145ZM156 206V205H155ZM177 206V204L176 205H174V207H176ZM182 206V205H181ZM196 206H195V208H196ZM147 207V208H148ZM150 207H152V205L150 206ZM160 207H163V204H162V206H160ZM178 208H179V206H177ZM189 207V206H188ZM12 208V209H11ZM52 208V209H51ZM144 209H145V207H143ZM142 208V209H143ZM157 208V207H156ZM186 208H184V209H186ZM215 208V209H216ZM219 208H221V207H219ZM37 209L39 210V211H37ZM131 209H134V207L133 208H131ZM136 209V208H135ZM138 209H140V208H138ZM143 209V210H144ZM180 209H182V208H180ZM214 209V210H215ZM157 210V209H156ZM161 210V209H160ZM183 210V209H182ZM182 210H180V212L179 213H177V211H179V209L177 210L176 208L174 209V208H172L171 210H170V212H169V214L171 213H173V212H176L174 215H175V217H173V215H172V217H171V223H173V222H180V220L182 221V220H185V219H187V218H190L191 216H188L187 215V213L188 212H186L185 214L183 213V212H185V211H183V212H181ZM209 210V211H208ZM34 211V212H33ZM147 211V210H146ZM149 211L151 212V210L149 209ZM163 211H166V210H163ZM14 212V211H13ZM14 212V213H15ZM140 212H141V209H140ZM144 212V211H143ZM143 212H141V213H143ZM156 212V211H155ZM155 212H154V214H155ZM167 212V211H166ZM166 212H165V214H166ZM214 212V211H213ZM216 212V211H215ZM220 212H222V211H220ZM29 213V212H28ZM119 213V212H118ZM183 213V214H182ZM190 213V212H189ZM188 213V214H189ZM211 213V212H210ZM217 213V212H216ZM121 214H123V212L121 213ZM146 214V213H145ZM154 214H153V212H152V216L154 217ZM164 214V215H165ZM191 214V213H190ZM205 214V215H206ZM219 214V213H218ZM4 215V216H5ZM11 215L10 216H7V217H11ZM104 215V216H103ZM134 215V214H133ZM162 215V214H161ZM200 215V214H199ZM204 215V214H203ZM215 215H217V214H215ZM263 215V214H262ZM138 216H139V214H138ZM137 215H136V217H138ZM141 216V215H140ZM158 216V215H157ZM160 216V215H159ZM163 216V215H162ZM168 216V215H167ZM167 216H165V217H167ZM22 217V216H21ZM22 217V218H23ZM102 219H101V218ZM113 218L115 217V216H112ZM147 217V216H146ZM151 217V216H150ZM153 217H151V218H153ZM194 217V216H193ZM192 217V218H193ZM202 217V216H201ZM199 218V220L201 221V219H203V218ZM204 217H206V216H204ZM215 217V216H214ZM157 218H159V217H157ZM167 218H169V217H167ZM167 218H165V219H167ZM174 218V219H173ZM194 218H196V217H194ZM198 218V217H197ZM207 218V217H206ZM205 218V219H206ZM210 218L211 217H209V219L208 220H210ZM213 218V217H212ZM216 218V217H215ZM5 218H3V220H4ZM135 219V218H134ZM154 220H155V218H153ZM152 219V220H153ZM160 219V218H159ZM170 219V218H169ZM0 220H2V217H1V219ZM114 219H112L111 220V223H112V221H113ZM119 221L121 220L120 218L118 219ZM146 220V219H145ZM145 220H144V222H145ZM149 220H150V218H149ZM148 220V221H149ZM189 220V219H188ZM199 220H198V224H200V222H199ZM204 220V219H203ZM10 221V220H9ZM122 221V220H121ZM127 221H129V220H127ZM138 221V220H137ZM160 221V220H159ZM167 221H168V219H167ZM166 221V222H167ZM170 221H169V223H170ZM173 221V222H172ZM187 221V220H186ZM191 221H192V219H191ZM196 221V220H195ZM214 221V220H213ZM218 221V220H217ZM2 222H4V221H2ZM1 222V223H2ZM126 222V221H125ZM139 222V221H138ZM147 222V221H146ZM146 222H145V224H146ZM150 222V221H149ZM148 222V224H150ZM157 222V221H156ZM161 222V221H160ZM159 222V223H160ZM163 222V221H162ZM161 222V223H162ZM165 222V221H164ZM185 222V221H184ZM193 222H194V220H193ZM192 222V223H193ZM197 222V221H196ZM195 222V223H196ZM203 222V221H202ZM102 223V222H101ZM143 223V222H142ZM152 223H154V222H152ZM151 223V224H152ZM168 222L167 223H162V224H160L161 226H159L157 229L159 230H161V229H163V228H169L170 226H171V224H169ZM104 224V222L102 223V227H104L105 225H103ZM122 224V223H121ZM128 224H130V222L128 223ZM147 224V226H149ZM183 224V223H182ZM202 224V223H201ZM206 224V223H205ZM205 224H203V226L205 225ZM97 225H98V223H97ZM116 225V224H115ZM115 225H114V227H115ZM118 225V224H117ZM137 225V224H136ZM139 225H140V223H139ZM142 225V224H141ZM144 225V224H143ZM154 226L156 225V224H153ZM191 225H193V224H191ZM195 225V224H194ZM193 225V226H194ZM197 225V224H196ZM107 226H108V224H107ZM124 226H126V227H128L127 225H123L122 227H124ZM133 226H135V225H133ZM138 226V225H137ZM179 226H180V224H179ZM209 226V225H208ZM81 227H85V228H83V229H81ZM95 227H98V228H95ZM113 226H110L109 228H112ZM119 227H121L120 225H119ZM150 227V226H149ZM152 227V226H151ZM156 227H157V225H156ZM198 227H200V226H198ZM105 228V227H104ZM118 228V227H117ZM125 228V227H124ZM129 228H132L131 227V225H130V227ZM129 228H127L128 230H127V232L129 231ZM137 228V227H136ZM139 228V227H138ZM141 228L143 229V227L141 226ZM145 228H146V226H145ZM172 228V227H171ZM182 228H184V227H182ZM186 228H187V225H186ZM191 228H192V226H191ZM204 228V227H203ZM207 228V227H206ZM204 228L206 231H207V229H209V228ZM262 228V227H261ZM101 229V230H100ZM120 229H122V228H120ZM134 229V228H133ZM133 229L131 230L132 231V233H134L133 232ZM148 229V228H147ZM147 229H145V231H147ZM172 229H175V228H172ZM187 229H189V228H187ZM195 229H196V227H195ZM202 229V228H201ZM200 229V230H201ZM204 229H202L201 231L203 232V231H205ZM79 230H81L80 232H79ZM90 230V231H89ZM144 230V229H143ZM143 230H141V231H143ZM149 231L151 230V229H148ZM159 230V231H160ZM165 230V229H164ZM168 230V229H167ZM184 230V229H183ZM192 230V229H191ZM199 230V229H198ZM264 230V229H263ZM76 231H78V232H76ZM96 231H98L99 233H96ZM108 231H111V232H108ZM134 231H135V229H134ZM153 231V230H152ZM163 231V230H162ZM162 231H160V232H162ZM170 231V230H169ZM182 231V230H181ZM185 231V230H184ZM187 231V230H186ZM197 231V230H196ZM209 231V230H208ZM102 232V231H101ZM130 232V231H129ZM194 232V231H193ZM198 232V231H197ZM210 232H211V230H210ZM220 232V231H219ZM223 232V231H222ZM78 233V234H77ZM107 233V234H106ZM131 233V234H132ZM139 233V232H138ZM141 233V232H140ZM185 233V232H184ZM195 234H197L196 232H194ZM193 233V234H194ZM198 233H200V232H198ZM262 233V232H261ZM260 233V234H261ZM263 233H264V231H263ZM85 235L86 237H93V238H91L93 241H96L95 239H94V237H97L98 239L99 238H102L101 240L99 239V241H102V240H104V243L103 244H100V245H102V246H99L98 248H96V250L98 251H96V254H95V252L93 253V254H88L86 251V253H87V257H83L82 258V256H81V258L79 257V258H77V259H73L74 257L73 256H71V255H73V254H75L77 251H79V250H77L78 249V247L80 246V244H81V242H80V240L78 239L81 235ZM127 234V233H126ZM130 234V236H132ZM147 234V233H146ZM167 234V233H166ZM191 234V233H190ZM192 234V235H193ZM204 234H206V233H204ZM211 234V233H210ZM216 234V233H215ZM128 235V234H127ZM156 235H158V234H156ZM164 235V234H163ZM212 235L213 236H216V235H214L213 233H212ZM229 235H232V234H229ZM245 235V234H244ZM58 236H64V237H66V239H64V240H62L63 238H59ZM84 236V237H85ZM142 235L141 234H137L136 236L134 235V236H132L131 237V240H137V239H141V240H143L142 242H144L145 240L144 239H146V236L145 237H141ZM149 236H150V234H149ZM160 236V235H159ZM162 236V235H161ZM166 236V235H165ZM164 236V237H165ZM167 236H171V234L170 235H167ZM166 236V237H167ZM174 237H175V234L173 235ZM187 236H189V235H187ZM191 236V235H190ZM197 236H199V235H197ZM205 236H207V235H205ZM219 236V235H218ZM217 236V237H218ZM223 236V235H222ZM227 236H228V234H227ZM227 236H226V238H227ZM246 236V235H245ZM248 236L249 235H247L246 237L248 238ZM254 236V235H253ZM260 236V235H259ZM76 238V239H78L77 241V243H80L79 245L77 244V243H74V241H72V239L73 238ZM126 236H125V234H124V238H125ZM128 237H129V235H128ZM150 237H152L153 238V234H152V236H150ZM165 237V238H166ZM172 237V236H171ZM174 237H172V238H174ZM211 237V236H210ZM234 237V236H233ZM257 237V236H256ZM260 237H264L263 235L262 236H260ZM57 238H59V239H57ZM74 238V239H75ZM123 238V239H124ZM159 237H157V239H158ZM162 238V237H161ZM160 238V239H161ZM177 238V237H176ZM188 238V237H187ZM186 238V239H187ZM189 238H191V237H189ZM193 238V237H192ZM206 238V237H205ZM225 238V239H226ZM75 239V240H76ZM83 239V238H82ZM112 239H114V238H112ZM114 239V240H115ZM129 239H130V237H129ZM151 239V238H150ZM149 238H148V240H150ZM154 239V238H153ZM152 239V240H153ZM185 239V240H186ZM196 239V241H198L197 239L198 238H194V240ZM200 239V238H199ZM208 239V238H207ZM222 239H224V238H222ZM224 239V240H225ZM231 239V236H230V238H229V240ZM233 239V238H232ZM242 239V238H241ZM251 239V238H250ZM256 239V238H255ZM258 239V238H257ZM84 240L85 239H83V242H84ZM125 240H126V238H125ZM148 240L146 241L147 243H148ZM152 240H151V242H152ZM184 240V241H185ZM189 240V239H188ZM215 240V239H214ZM213 240V241H214ZM234 240V239H233ZM244 240V239H243ZM253 240H254V237H253ZM252 240V241H253ZM259 240V239H258ZM156 241V240H155ZM159 241V240H158ZM209 241V240H208ZM212 241V240H211ZM226 241H228V240H226ZM232 241V240H231ZM231 241H230V243L228 242V243H226L225 244V242H223L224 244H222L221 245V247H220V249L219 250H215V248H210V249H208V248H206V246H205V248L206 249H208V251L206 252V253H204V255H202L201 256V253L199 254V255H197V257H195L194 259H191L187 264H264V256H262V254H264V248H257V249H255L254 251H249V249L251 248V246L250 245H252V244H250V242H251V240H249V241H246V242H243L242 241V244H244V245H241L240 244V247H238V246H236V245H234V244H231ZM241 241V240H240ZM240 241H238V242H240ZM245 241V240H244ZM256 241V240H255ZM33 242H36L35 244H32ZM86 242V241H85ZM88 242V241H87ZM127 241H125L124 242V246H125V243H126ZM130 242V241H129ZM145 242V243H146ZM157 242V241H156ZM215 242H216V240H215ZM218 242V241H217ZM234 241H232V243H233ZM235 242H237V240L235 239ZM60 243V244H59ZM128 243V242H127ZM136 243V242H135ZM153 243H155V242H153ZM162 243V242H161ZM166 243H168V241H166ZM165 243V244H166ZM199 243V242H198ZM220 243V242H219ZM255 243H257V242H255ZM87 244V243H86ZM88 244H90V243H88ZM92 244H94L95 245V247H96V244L97 245H99V243L97 242L96 244L93 242ZM91 244V245H92ZM128 244H130V243H128ZM142 244V243H141ZM157 244H159V243H157ZM181 245H182V243H180ZM184 244V243H183ZM191 244H193V243H191ZM196 244V243H195ZM210 244V243H209ZM238 244V243H237ZM58 245V246H57ZM118 245V244H117ZM116 245V246H117ZM132 245V244H131ZM134 245V244H133ZM143 245H145V244H143ZM154 245H156V244H152V246H154ZM161 245H163V244H159L158 246H160L161 247ZM167 245V244H166ZM173 245V244H172ZM198 245V244H197ZM217 246H218V244H216ZM258 245H260L259 243H258ZM87 246V245H86ZM85 246V247H86ZM90 246V245H89ZM93 246V245H92ZM122 246V245H121ZM123 246V247H124ZM127 246V245H126ZM136 246H138V244L136 243ZM157 246V245H156ZM156 246H154L155 248V251H156V248L158 249V248H160V247H156ZM164 246V245H163ZM184 246V245H183ZM186 246V245H185ZM255 246V245H254ZM88 247V246H87ZM139 247V246H138ZM142 247V246H141ZM144 247V246H143ZM146 247V246H145ZM164 247H166V246H164ZM177 247V246H176ZM179 247V246H178ZM181 247V246H180ZM195 247V246H194ZM197 247V246H196ZM200 247V246H199ZM203 247V246H202ZM89 248H91V247H89ZM112 248V247H111ZM114 248H116V247H114ZM131 248V247H130ZM150 248V247H149ZM172 248V247H171ZM189 248V247H188ZM41 250V251H35V253H31V254H27V253H25L24 254V252L26 251V252H28V251H30V250H32V251H34V250ZM82 249V248H81ZM95 249V248H94ZM118 249V248H117ZM120 250H122L121 248H119ZM138 249H140V248H138ZM143 249V248H142ZM148 249V248H147ZM151 249H152V247H151ZM150 249V250H151ZM162 249H163V247H162ZM165 249V248H164ZM166 249H167V247H166ZM169 249V248H168ZM201 249V248H200ZM205 249V250H206ZM115 250V249H114ZM136 250V249H135ZM145 250V249H144ZM150 250H148V251H150ZM180 250V249H179ZM181 250H182V248H181ZM189 250V249H188ZM88 251V250H87ZM124 252L125 251H131L129 248H125L124 250H123ZM122 251V252H123ZM140 251V250H139ZM139 251H138V253H139ZM152 251V250H151ZM167 251V250H166ZM170 250H168V252H169ZM176 251H178V249L176 250ZM39 254H38V253ZM108 252V251H107ZM117 252V251H116ZM175 252V251H174ZM181 252H183V251H181ZM191 252V251H190ZM200 252V251H199ZM78 253V252H77ZM90 253V252H89ZM121 253V252H120ZM126 253V252H125ZM131 253V252H130ZM133 253V252H132ZM147 253H149V252H147L146 251V254ZM159 253V252H158ZM161 253V252H160ZM193 252H191L190 254H192ZM117 254V255H116ZM137 254V253H136ZM180 254V253H179ZM194 254V253H193ZM86 255V254H85ZM133 255V254H132ZM148 255V254H147ZM156 255V254H155ZM80 256V255H79ZM149 256H151L150 254H149ZM148 256V257H149ZM169 257H170V255H168ZM172 256H173V253H172ZM73 257V258H72ZM111 257L112 258H114V259H111ZM132 257V256H131ZM142 257V255L140 256V258ZM152 257H155V256H152ZM157 257V256H156ZM155 257V258H156ZM174 257V256H173ZM179 256H177V258H178ZM189 257V256H188ZM89 258V259H88ZM165 258V257H164ZM163 258V259H164ZM187 258V257H186ZM139 259V258H138ZM169 259V258H168ZM172 259V258H171ZM178 259H180V258H178ZM189 259V258H188ZM133 260H135V259H133ZM140 260V259H139ZM149 260V259H148ZM157 260V259H156ZM166 260V259H165ZM64 261V262H63ZM152 261V260H151ZM151 261H150V263H151ZM166 261H168V260H166ZM173 261H175V260H173ZM177 261V260H176ZM161 262H162V260H161ZM145 263H147V262H145ZM149 263V262H148ZM23 264V263H22ZM129 264V263H128ZM153 264V263H152ZM158 264H160V263H158ZM165 264V263H164ZM167 264V263H166ZM183 264H185V263H183Z\"/></svg>", "mask_w": 264, "mask_h": 264}, {"label": "rangeland", "instance_id": "374dc122", "mask_svg": "<svg viewBox=\"0 0 264 264\" xmlns=\"http://www.w3.org/2000/svg\"><path fill=\"white\" fill-rule=\"evenodd\" d=\"M90 1V2H89ZM97 0H93V2H92V0H0V58L2 57V58H4V59H2V61H1V59H0V64L2 65V67L3 68H7V66H13L14 64H13V62H18L17 64H19L20 66V74H22L23 72H25V71H27L28 69H29V66H31V65H36L37 63V66L38 65H41V68H40V70H39V72H40V74H41V81L40 82H43V81H45V82H43L44 83V88H45V91H44V98L48 101V99L49 98H51L50 100H53L52 102H51V104L52 103H54V101H55V99H58V100H60V98H59V95H62L61 96V98H64V100L66 101V103H67V105H68V108H69V110H70V108H75V110L74 111H76L77 109H81V105L80 104H82L84 101L83 100H81V96H80V90H81V88H82V86L83 85H85L86 83H87V75H89V73H90V71H88L87 69H89L88 67H90V68H92L91 66H93V61H91L89 64H87L85 67H82V68H78V70H80V72L77 70V68H75V69H73V72H72V75L70 76L69 75V77H66L64 74H65V72H66V70L68 69V62H65L64 60H66L67 61V59H68V56H66V54L67 55H69V53H68V48L70 47V44L72 45V43H74L75 41H76V39H75V37L77 38V36H78V32H77V28H78V24L82 21L81 19H82V17H83V15H84V13L87 11V10H89V8H91V6H93V4L96 2ZM147 2V0H139V2ZM148 1H150V0H148ZM152 1V6L153 7H155V5L157 6H159L160 4V7H158L159 8V11L162 9V8H164L163 6H166V4L167 3H171V2H168L167 0H157V1H154V0H151ZM151 1H150V4H151ZM162 1V2H161ZM167 1V3L164 5L163 3L164 2H166ZM200 1H202V0H200ZM232 1V7L230 8V10H234L233 11V13H231V15L228 13V12H225V11H222V12H220V15L223 13V15H224V17L223 18H221L222 20H217L218 18L217 17H215V19H214V17H213V19H211L212 18V16H210V15H208L209 13H210V9H214L215 7H219L222 3L220 2H218V1H215V0H203L202 2H203V4H197L198 5V10L196 9L195 10V14H192L193 16H192V18H193V23H194V26H196V28L197 27H199V29L201 28V26H202V30L200 29H194L193 27H191V24H189L188 22H185V23H183L182 22V24H184V26L182 25V24H180V23H178L179 24V26L177 25V24H172V23H170L169 25L170 26H175L174 27V30H173V32H172V30H169V33H168V31H167V33L169 34H166V37H165V35H162V36H159L158 37V39H157V42H156V46H153L152 47V50H151V54H152V57H149L150 59H151V61L150 60H148L149 58L147 57V59H145V61H143L142 63H143V67H141L140 69L139 68H137V69H134V70H136L135 71V73L138 75V74H140L141 72H143L144 70V72H143V76H144V80L142 79V80H140V81H142V82H140V81H138L137 83H134L133 81H132V83H130L131 81V79L132 78H134L133 76L131 77V78H129V82L126 80V81H124L123 82V84L125 85V84H127L128 85V83H129V85L127 86V85H123L124 86V88H123V86H122V83L119 85V87L121 88V89H123V90H125V88H126V93L123 91V94H122V90L120 89V91H121V94H117L116 96L117 97H113V98H111L112 96H110V94L111 93H115V92H117L118 90H116L117 88H119L118 86H117V88H115V87H112L113 89H115V91L114 92H112L111 91V93H109V96H108V94H106V95H101V94H97V96H95L94 97V99L92 100V101H94V102H92L91 101V104H89L88 106H89V108L87 109L86 108V110H80V113L82 114L84 111H86V112H84L83 113V115H78V117H80V118H78V117H76V119L78 118V119H80V122H79V120H76L75 119V121H74V124L76 125L75 126V128H74V131L76 132H74V131H72V132H74V134L73 133H71V135H68L69 133L66 131V128H51L50 130H48L46 127V125H44L45 124V121H46V119H47V116H48V111H49V109H45L44 111H42V110H40V109H37V108H39V106H38V102L40 101V100H37L38 102L36 103L37 105L36 106H34L33 108H31V111H30V114H29V117L27 118V120H26V122L24 123V124H22V125H24V126H22V125H20V121H19V119H16V123H15V128H13V129H15L16 130V128H17V130L15 131V130H13V134H12V136H16V134L17 133H19V134H17V137H12V138H10V139H8V140H4L3 139V141H1L0 140V158H2L1 160H0V162L2 163V162H4V164H2L1 165V163H0V168L1 167H3L2 169H0V187H2L1 189H0V192L2 191V193H1V195H0V209H2V202H1V200H2V197H3V195L5 194V191H7V189L10 187V185H11V187L13 186L14 188H13V192H12V196H15L16 197V195L17 194H19V195H21V194H23L24 192H27V190H28V188L29 187H24L23 185H20V183H21V181L20 180H17L19 177H20V174L22 173V170L24 169V167H26L27 165H28V163H25V160H24V157H25V155H24V153H25V151H23V149H24V147H25V149L24 150H26L28 147H30L32 150H33V148L35 147V144L37 143V142H40V141H44V144H43V146H45V150L47 151V152H55L56 153V159L58 160V161H60V163L61 162H65V161H67V163H66V165L67 164H69L70 165V163L72 162V157H74L75 155H77V153H73V152H70L69 153V150L71 151L72 150V148L74 147V144H76V143H74V142H79L80 140H83V139H87V138H89L90 136H91V134L92 133H94V132H101L102 134L103 133H105L106 131H107V129L109 130V131H107L108 133H109V135H110V138L109 139H106L105 140V142H107V141H109L110 139H113V140H115V142H118L119 140H116L115 138L117 137V139H118V136H117V133L119 132V130L121 131V132H119L118 134H120V135H122L123 133L122 132H127L128 130H133V131H136L137 133H139V134H141V135H143V133L144 132H146V130L145 129H142V127H141V122H139L140 120H142L143 118H142V116H141V114H144V113H146V112H150L149 110L151 109V108H153V109H151V110H154V109H160V113L161 114H163L162 116L160 115L159 116V118L160 119H162V120H168L169 118H170V120H172L171 119V115H170V117L168 118V116H169V114H167L168 112L169 113H172L173 112V110H171L172 112H170L169 110L171 109V108H173L174 109V107H175V104L177 105V101H175V104H174V100L175 99H177L179 102L180 101H185V103H188V101L190 102V104L189 105H191L192 106V103L194 102V104L193 105H196V103L198 104V103H200V102H205V100L207 101H210V99H206V96L204 97L202 94V96L200 95V93L201 92H203V90H205V89H203L204 87L206 88L207 86H211L212 85V87H215L216 89H218V90H220V91H222V93H224V94H226L227 93V95H224V94H221L220 93V91H218L219 93L216 95V96H212V98L215 100H213L212 102H213V104H211V106H209L208 107V113L209 112H214V107H216V106H219V104L221 103V101H224V98H226V100H228L229 101V99L230 98H233L232 97V95L233 96H235V99H234V101H239L240 99H241V101H239L238 102V104H237V102L235 103L234 101V105H239V106H237V109H235L234 107H236V106H234L233 108L232 107H229V106H231V104H233V102L231 103V101H230V104H229V106H228V109L227 110H229V112L227 111V110H225V111H227V112H225L224 111V113H226V114H223L222 113V116L226 119V121H225V119L222 117V123L225 121V122H227V120H229L228 122L230 123V121L231 120H233V119H236V118H240L241 117V115H243L244 116V114H246V113H250V111H251V114L253 113V111L251 110V109H253V108H249L250 107V105L253 107V104L254 103H256V101H258L259 102V100H257L256 98H257V95H258V97L260 96V97H262L261 95H262V91H264V48L261 46V48H258L259 47V41H261V35L260 34H262V41L260 42V43H262L263 45H264V33H262V32H259L258 34H257V30L253 33L252 31H253V28H254V26L256 27V26H258V24L260 23V24H262V22L264 21V12H262V11H264V7H262V9H261V11L259 12V14H256V15H253L252 16V18L253 19H251L252 21H249L248 23H246V24H242V25H240V26H238V24L241 22L240 20L242 19V17H243V5H244V3H243V1L241 0V4H240V6H238L237 5V0H231ZM92 2V3H91ZM146 2H145V4H146ZM154 2H156V3H154ZM158 2H161V3H158ZM210 2V4L209 5H207V3H209ZM218 2V3H217ZM261 2H263V1H261ZM260 2V3H261ZM71 3V4H70ZM91 3V4H90ZM130 4H129V6H131L132 5V2H129ZM149 2H147V4L145 5L146 7L149 5V6H151L150 4H148ZM90 6H89V5ZM133 4L134 5H138L139 3H136V1H134L133 2ZM255 2H254V0H252V4L251 5H253V6H255ZM133 5V6H134ZM163 5V6H162ZM207 5V6H206ZM86 6H88V7H86ZM209 6V7H208ZM56 7V8H55ZM204 7V8H203ZM235 7V8H234ZM239 7V8H238ZM145 8V7H144ZM45 10V11H44ZM205 10V11H204ZM198 11V12H197ZM200 11V12H199ZM209 12V13H208ZM224 12L226 13V14H224ZM58 13V14H57ZM79 13V14H78ZM199 15H197V14ZM78 14V15H77ZM205 15V18L203 19V17H204V15ZM240 14V15H239ZM203 17H202V16ZM227 15H230V17L229 16H227ZM242 15V16H241ZM137 16H139V15H137ZM195 16H197V17H195ZM208 16V17H207ZM216 16H219V15H216ZM226 16V17H225ZM187 17H188V15H187ZM187 17H184V19H186ZM202 17V18H201ZM221 17H222V15H221ZM77 18V19H76ZM132 18H133V21H131L132 20ZM183 18V17H182ZM200 18V19H199ZM208 18V19H207ZM217 18V19H216ZM219 18H220V16H219ZM224 18H226V19H224ZM45 19V20H44ZM115 19H118V17H116ZM130 19V18H129ZM135 19V20H134ZM138 19H139V17H138ZM136 17H131V20H128V26H126L125 24V26H121V27H118L117 26V24H118V22L115 20V22L113 23L114 25H113V28H112V31H111V33L109 34V37H110V41L111 42H109L105 47H103L101 50H100V52H102L101 54H102V56L103 55H105V56H101V54H100V52L96 55V58H95V60H100L99 61V63H98V66L100 65V63H102L101 61H103V62H105L106 64H109L110 62H114V61H116V62H114V65L115 64H117L119 61H121L122 59L124 60V53H125V51H124V49L126 48L125 46V48L123 49V47H122V49L120 50V51H117V47L116 46H114L115 44H118V45H120V44H124L125 45V43H126V40H127V37L123 34V32L125 31V30H128L129 29V25L131 24V23H129V21L130 22H135V21H137L138 20ZM197 19L198 20H202L201 22H197ZM239 19V20H238ZM194 20H195V22H194ZM204 20V21H203ZM210 20V21H209ZM213 22H212V21ZM255 20V21H254ZM46 21V22H45ZM78 21H80V22H78ZM38 22V23H37ZM42 22V23H41ZM50 22H51V24H50ZM251 22V23H250ZM49 23V24H48ZM117 23V24H116ZM152 23H154V19L149 23V24H146L144 27H142L141 25H139L138 26V28H137V26L135 27V29L137 28L139 31H137V29H136V32H134V34L136 33V34H140L141 32H142V30H143V28H145V27H147V26H149L150 24H152ZM196 23V24H195ZM199 23H200V25H199ZM220 23V24H219ZM231 23V24H230ZM247 24H249L248 26H247ZM260 24H259V26H260ZM40 26V27H37V26ZM49 25V26H48ZM115 25H116V27H115ZM181 25V26H180ZM189 27H188V26ZM197 25H199V26H197ZM211 25H212V27H211ZM214 25V26H213ZM33 26H36L35 27V29H34V27ZM43 26V27H42ZM208 26H210V27H208ZM225 26H229L230 28H235V29H231V31L232 32H230L229 30L227 31H224V32H228V34L226 33V35L227 36H229V33H231L230 34V38H229V40H230V42H233V44L235 45H237V43L240 41V40H243V44L245 45L244 47H243V49H239L236 45V47H235V49L234 50H230V45H228V42L227 41H229V40H227L228 39V37L226 36H224L223 37V35H222V31H223V29H225ZM247 26V27H246ZM56 28V30H55V28ZM59 27V28H58ZM63 29H62V28ZM179 27V28H178ZM184 27H185V29H184ZM186 27H187V30H188V33H189V35H185V33H184V31L186 32V34H188L187 33V31H186ZM208 27V28H207ZM216 27V28H215ZM251 27V28H250ZM33 28V29H32ZM38 28H40L39 29V31H37L36 29H38ZM53 28H54V30H53ZM58 28V29H57ZM116 28L117 29H119V30H116ZM121 28H123V30H121ZM205 28H207V29H205ZM72 29V30H71ZM113 29H114V31H113ZM142 29V30H141ZM191 29V30H190ZM209 29V30H208ZM247 29H249V31L247 30ZM63 30V31H62ZM197 32H196V31ZM199 30V31H198ZM217 30H218V32H220L219 33V35H217L218 33H215V32H217ZM56 31V32H55ZM179 32V35H178V32ZM193 31L195 32V33H193ZM204 31L206 32L205 33V35H204ZM236 31V32H235ZM48 34H47V33ZM171 32H172V34H171ZM180 32H182V33H180ZM193 33V34H197L198 32H199V34H200V32L202 33L199 37H195V36H192L193 34H191V33ZM246 32V33H245ZM51 33V34H50ZM60 34V35H57V34ZM213 33V34H212ZM243 33V34H242ZM253 33V34H252ZM45 34H47V35H45ZM50 34V35H49ZM53 34V35H52ZM56 34V35H55ZM119 34H121V35H119ZM180 34H181V36H180ZM208 34V35H207ZM211 34V35H210ZM250 34H251V36H250ZM36 35H37V37H36ZM77 35V36H76ZM116 37H115V36ZM118 35L120 36V37H118ZM171 35V36H170ZM190 35H191V37H190ZM204 35V36H203ZM207 35V36H206ZM243 35H245V36H243ZM246 35L248 36V37H246ZM54 36H56V38H54L56 41H57V43H56V41L54 40H52V37H54ZM169 36V39H166L167 37ZM177 36V37H176ZM182 36H184L183 38H182ZM188 36H189V38L190 39H193L194 40V42H189L190 41V39L188 38ZM208 36H210V37H217L218 36V41H222L223 40V38H225V40H224V42L222 43V46H228L227 47V49H226V47H225V49L226 50H224V48L222 49L223 51L221 52V53H218V58H216V60L218 59L219 60V56H220V59H221V56H222V58H223V60H224V62H222L221 63V61H223L222 59L218 62V60L217 61H215L216 63H218L219 65H221V64H224V65H222L223 67L220 69H216V68H218V67H220L219 65H217L215 62L210 66L209 65V67H207V68H209V69H207V68H205V70H204V72H203V70H202V72H200V71H198L199 69H196V66L198 65L197 63H195L194 61H189V64L187 63V68H186V70H189L190 68H189V66H191V65H193V66H191L192 68H191V70H190V72L188 73L189 75H187L185 78H184V76H182V75H179L180 73L178 72L179 71V69H182L183 68V65H181V64H179V62H181L182 61V59L183 60H185V57H188L190 54H194L195 53V51H196V46H198V44L200 43V41H204V40H206V39H211V38H209ZM254 36V37H253ZM51 37V38H50ZM61 37V38H60ZM118 37V38H117ZM124 37V38H123ZM126 37V38H125ZM236 37V38H235ZM243 37V38H242ZM257 37H259V38H257ZM59 38V39H58ZM166 39V40H164V42H163V39ZM246 38V39H245ZM254 38V39H253ZM256 38V39H255ZM21 39H22V41H21ZM35 39V40H34ZM75 39V40H74ZM124 39H126V40H124ZM174 39V40H173ZM250 39V40H249ZM114 40H116V41H114ZM170 40V42L172 41V43H170V44H168V47L167 48H165V44H164V46H163V43H169L168 41ZM176 40H177V42H180V43H183V41H184V43H186V41L187 42H189V43H187L184 47H180V46H178L177 47V45L179 44H175V42H176ZM257 40V41H256ZM32 41V42H31ZM43 41H50V42H52L53 41V43H54V45L56 46V49L55 50H53V51H46V50H43V49H41V47H39L40 46V44L43 42ZM175 41V42H174ZM226 41V42H225ZM29 42V43H28ZM31 42V43H30ZM58 42H61V45L58 43ZM113 42H115V43H113ZM121 42V43H120ZM3 43V44H2ZM120 43V44H119ZM158 43V44H157ZM196 45V46H194V44ZM258 43V44H257ZM38 44V45H37ZM59 44V45H58ZM190 44V45H189ZM225 44V45H224ZM261 44V45H262ZM18 45V46H17ZM34 45H36L37 46V48H36V46H34ZM122 45H120V46H122ZM169 45H170V47H171V49H170V47H169ZM176 45V46H175ZM189 45V46H188ZM192 45V46H191ZM249 45V46H248ZM17 46V47H16ZM58 46H60L59 48H58ZM69 46V47H68ZM110 46V47H109ZM113 46V47H112ZM175 46V47H174ZM230 46V47H229ZM10 47V48H9ZM14 47V48H13ZM39 48V49H38ZM112 48V49H111ZM170 49L169 51L167 50V49ZM237 48V49H236ZM16 49H17V51H16ZM58 49V50H57ZM59 49H60V52H58L59 51ZM108 49H110V50H108ZM159 51H158V50ZM258 49V50H257ZM260 49V50H259ZM42 50V51H41ZM112 50V51H111ZM113 50H116V51H114V55H113ZM189 50H190V52H189ZM256 50V51H255ZM7 51V52H6ZM108 51V52H107ZM110 51V52H109ZM166 51H168L167 53H166ZM187 51H188V53H190L188 56H187ZM224 51H227V52H224ZM258 51H259V53H258ZM261 51V52H260ZM40 52V53H39ZM47 52V53H46ZM118 52V53H117ZM152 52H154V54L152 53ZM162 53V55L160 54V53ZM256 52V53H255ZM39 53V54H38ZM50 53H52V54H50ZM122 53V54H121ZM157 53V54H156ZM159 53V54H158ZM166 55H165V54ZM169 53V54H168ZM201 54H203L204 52H200ZM223 53V54H222ZM228 53V54H227ZM252 55H251V54ZM61 54V55H60ZM65 54V55H64ZM100 54V55H99ZM107 54V55H106ZM176 54V55H175ZM225 54V55H224ZM245 54V55H244ZM257 54V55H256ZM261 54V55H260ZM8 55V56H7ZM64 56V59H63V56ZM99 55V56H98ZM118 55H121V56H118ZM156 55V56H155ZM170 56V58L171 57H173V58H168L169 56ZM55 57V58H53V57ZM60 56V57H59ZM154 56H155V58H154ZM157 56H159V57H157ZM165 56V57H164ZM247 57V60H245V62H243L242 60H241V57ZM261 58H260V57ZM263 56V57H262ZM50 57V58H49ZM67 57V58H66ZM100 57H102V58H100ZM116 57V58H115ZM184 57V58H183ZM239 58V60H238V58ZM6 58H8V59H6ZM10 58V59H9ZM37 58V59H36ZM39 58V59H38ZM100 58V59H99ZM121 58V59H120ZM155 60H154V59ZM166 58V59H165ZM237 58V59H236ZM162 59V60H161ZM165 59V60H164ZM168 59V60H167ZM234 59H235V61L236 62H234ZM246 59V58H245ZM260 59V60H259ZM6 60L8 61V62H6ZM94 60V61H95ZM147 60V61H146ZM159 60H161V61H159ZM164 60V61H163ZM229 60V63L227 62ZM241 60V61H240ZM51 61V62H50ZM63 61V62H62ZM167 61V62H166ZM237 61H239V62H237ZM261 61V62H260ZM6 62V63H5ZM34 62V63H33ZM24 63V64H23ZM31 63V64H30ZM40 63V64H39ZM52 63V64H51ZM234 63H236V67L234 68L233 66H232V64H234ZM239 63H241L240 65H239ZM243 63V64H242ZM256 63H258V64H256ZM13 64V65H12ZM65 64V65H64ZM67 64V65H66ZM92 64V65H91ZM103 64V63H102ZM101 64V65H102ZM179 66H177V65ZM197 64V65H196ZM216 64V66L214 67V65ZM231 65L232 66V68H231V66H228V65ZM1 65H0V71H3L4 69H2V67H1ZM25 65V66H24ZM64 65V66H63ZM170 65H171V67H170ZM195 65V66H194ZM243 65V66H242ZM44 68H43V67ZM67 66V67H66ZM116 66V65H115ZM228 66V67H227ZM239 68H238V67ZM258 66V67H257ZM26 67V68H25ZM87 67V68H86ZM145 67H146V69H145ZM181 67V68H180ZM211 67V68H210ZM214 67V68H213ZM230 67V68H229ZM256 67V68H255ZM83 68H86V69H84L85 70V72L87 71L88 73H87V75L85 74V72L83 71ZM144 68V69H143ZM172 68H174V69H172ZM248 68H249V71H247L248 70ZM178 69V70H177ZM206 69H207V71H206ZM213 69H215V71L213 70ZM224 69V70H223ZM230 69H234V72L233 71H231ZM243 69V70H242ZM247 69V70H246ZM256 69V70H255ZM262 69H263V71H262ZM24 70V71H23ZM75 70V71H74ZM171 70V71H170ZM174 71V74H173V71ZM177 70V71H176ZM211 70V71H210ZM231 72V74H230V72ZM246 70V71H245ZM138 71V72H137ZM213 71H214V74H213ZM228 71V72H227ZM254 72V73H256L255 75H253L254 77H257V79H254L255 80V82L254 83H251L253 86H259V85H261V92L260 93H258L257 95H256V92L255 91H257V89L260 91V89L259 88H257L256 90H254V88L255 87H252V85H249V83H245L244 82V86L245 87H243V85L241 84L243 81H241V83H239L240 85H239V91H238V89H233L232 87H231V85L230 84H232L233 86L235 85V84H233L232 82H234L235 83V81H236V79H238L237 77L239 76V75H243V74H245V73H250L251 75H252V73L251 72ZM42 72V73H41ZM61 72H62V74L64 75H62L61 74ZM64 72V73H63ZM76 72V73H75ZM81 73V75L79 74V73ZM84 72V73H83ZM166 72H168L170 75H171V73L173 74V76H168V73H166ZM206 72V73H205ZM212 72V73H211ZM244 72V73H243ZM179 73V74H178ZM201 73H202V75L204 74V76H202L201 75ZM215 73H217V74H215ZM229 73V74H228ZM238 73H239V75H238ZM241 73V74H240ZM44 74V75H43ZM77 74H78V76L80 75L81 76V79H80V76L79 77H77ZM158 74H159V76H158ZM177 74H178V76H177ZM208 74H210V75H208ZM212 74H213V78H210V77H212ZM233 74V75H232ZM0 75H1V72H0ZM86 76V77H83V76ZM155 75V76H154ZM156 75H157V79H156ZM222 75V76H221ZM232 75V76H231ZM236 75H237V77H236ZM242 75L241 76H239V78H241L242 77ZM62 76V78H60ZM207 76V77H206ZM229 76V77H228ZM64 77H66L65 79H64ZM71 77V78H70ZM73 77H75L74 79H73ZM170 77H172L171 79H170ZM203 77V78H202ZM236 77V78H235ZM50 78V79H49ZM165 78V79H164ZM169 78V79H168ZM176 78V80H175V84H173L172 82L173 81H171L172 79L174 80ZM182 78H184V79H182ZM207 78H209L208 79V81H207ZM259 78V79H258ZM44 79H47V80H44ZM69 80L68 82L66 81V80ZM76 79H78V80H76ZM148 81H147V80ZM154 81H153V80ZM170 80V84L168 83V82H166V81H164V80ZM189 79V80H188ZM193 79V80H192ZM213 79V80H212ZM216 79V80H215ZM71 80H72V82L74 81V82H76V85H80L81 83V86H76V85H74V84H71L72 82H71ZM80 80H81V83H80ZM164 82H163V81ZM179 80V81H178ZM181 80V81H180ZM191 80H192V82H191ZM204 80V81H203ZM210 80V81H209ZM221 80V82L222 81H225V82H218V81H220ZM263 80V81H262ZM13 81V82H12ZM15 81H16V79L15 78H12L11 79V83H10V85H9V87H8V93L6 92L5 93V95H4V97L0 100V103L1 102H3V103H1L0 104V122H1V119L3 118V117H5V116H8L7 114H9V115H11V114H15V112L17 111V110H19L20 109V107H21V103L22 102H24V101H26L27 100V97H28V92L27 91H30V89H32L34 86H29V87H31V88H28L29 90H25L24 91V93H23V96L22 97H20L18 100H14V98H13V96H12V98H11V91L13 90V85H14V83H15ZM63 81H64V83H63ZM83 81V82H82ZM144 81V82H143ZM146 81V82H145ZM198 81V82H197ZM212 81V82H211ZM257 81V82H256ZM261 81H262V83H261ZM47 82H49V83H47ZM61 82H62V84H61ZM65 82H67V83H65ZM73 82V83H74ZM178 82L179 83H184V84H182V86H184L183 87V89H181L180 90V88H182L181 86L179 87V85H181V84H178ZM187 82H190V84L188 83L187 84ZM195 82H197L196 84H195ZM200 82V83H199ZM215 82V83H214ZM230 82V83H229ZM52 83V84H51ZM58 83V84H57ZM134 83V84H133ZM142 83H143V85H142ZM145 83V84H144ZM148 83V84H147ZM169 85H167V84ZM199 83V84H198ZM206 83V84H205ZM225 83V84H224ZM12 84V85H11ZM47 84V85H46ZM140 84V85H139ZM172 84V85H171ZM177 84V86L174 88V86ZM193 84H195V85H193ZM211 84V85H210ZM215 84H216V86H218V88L215 86ZM217 84H219V85H217ZM226 84H227V86H226ZM256 84V85H255ZM259 84V85H258ZM46 85V86H45ZM69 85V86H68ZM73 85V86H72ZM133 85V86H132ZM139 85V86H138ZM153 85V86H152ZM173 86V88H174V90H173V88L171 87V86ZM187 85V86H186ZM206 85V86H205ZM214 85V86H213ZM228 85H229V87H228ZM122 86V87H121ZM154 86H155V88H156V90H155V88H154ZM160 86H161V88H160ZM193 86V88H190V87H192ZM222 86V87H221ZM247 86H249L250 88H248ZM2 87V85L0 84V88ZM79 87H81L80 89H78ZM135 87V88H134ZM141 87H143V88H141ZM158 87L160 88V90H158ZM162 87H163V89H162ZM185 87H186V89H185ZM227 87V89H228V91L226 92V90H225V88ZM243 87V88H242ZM246 87L248 88V90L246 89ZM263 87V88H262ZM129 88V89H128ZM179 88V89H178ZM200 88H202V89H200ZM57 90V89H59L58 91H53V90ZM75 89V90H74ZM168 89H169V91H168ZM171 89H172V91H171ZM189 89V90H188ZM191 89H192V91H191ZM197 91H196V90ZM241 89V90H240ZM242 89H245L244 91L242 90ZM72 90H74V92L75 93H72ZM140 90V91H139ZM158 90V91H157ZM176 90V91H175ZM179 90V91H178ZM185 90H187V91H185ZM194 90V91H193ZM198 90H199V92H198ZM213 90V89H212ZM212 90L210 91L211 93H214V92H212ZM215 90V89H214ZM63 93H62V92ZM67 91V92H66ZM70 91V92H69ZM92 91V90H91ZM130 93H129V92ZM137 91H139V92H137ZM188 91H189V93L191 94H189L188 93ZM223 91H225V92H223ZM258 91V92H259ZM57 92V93H56ZM159 92V93H158ZM162 92V93H161ZM186 92V93H185ZM193 92H194V94H193ZM197 92H198V94H197ZM228 92H229V95H228ZM240 92H241V94H240ZM56 93V94H55ZM59 93V94H58ZM127 94V95H125V94ZM181 93H184V94H181ZM188 93V94H187ZM230 93H232L231 94V96H230ZM8 94V95H7ZM70 94V95H69ZM77 94V95H76ZM79 94V95H78ZM140 94H144L143 96H140ZM171 94V95H170ZM194 96H193V95ZM198 96H197V95ZM235 94V95H234ZM9 96V97H7V96ZM75 95V96H74ZM123 95V96H122ZM129 95V96H128ZM182 95V96H181ZM27 96V97H26ZM64 96V97H63ZM71 96V97H70ZM98 96H102L101 98L100 97H98ZM104 96V97H103ZM106 96V97H105ZM121 96V97H120ZM136 96H138V97H136ZM164 96H166V97H164ZM177 96V97H176ZM188 98H187V97ZM189 96H192V97H190V99H189ZM196 96V97H195ZM218 96H219V98H218ZM220 96H223V99H222V97H220ZM226 96V97H225ZM78 97H81L80 99L78 98ZM134 97H136L137 99H135ZM180 97H181V99H180ZM197 99V97L198 98H201V99H199V100H196V101H194L195 99ZM204 99H203V98ZM237 97V98H236ZM252 97L254 98L255 97V99L253 100L252 99ZM260 97L258 98V99H260ZM7 98H9L10 100H8ZM116 98H117V100H116ZM120 98H121V100H120ZM122 98H123V100H122ZM139 98V99H138ZM140 98H143V99H140ZM164 98V99H163ZM248 98V99H247ZM4 99H5V101H4ZM79 99V100H78ZM125 99V100H124ZM180 99V100H179ZM192 99V100H191ZM194 99V100H193ZM217 99V100H216ZM103 100V101H102ZM114 100L116 101V102H114ZM130 100V101H129ZM132 100V101H131ZM136 100V101H135ZM140 100H142V101H140ZM166 100H167V102H166ZM202 100H204V101H202ZM221 100V101H220ZM262 100V99H261ZM260 100V101H261ZM70 101V102H69ZM72 101H73V103H72ZM83 101V102H82ZM98 103H97V102ZM102 101V102H101ZM192 101V102H191ZM198 101V102H197ZM10 102V103H9ZM18 102V103H17ZM77 102H79V103H77ZM82 102V103H81ZM102 103V104H100V103ZM104 102V103H103ZM118 102V103H117ZM139 102V103H138ZM165 102H166V105H165ZM178 102V103H179ZM241 102V103H240ZM246 102V104H244ZM253 102V103H252ZM257 102V103H258ZM5 103H6V105H5ZM8 103V104H7ZM94 103V104H93ZM111 103V104H110ZM224 104H226L227 103V101L226 102H223ZM4 104V105H3ZM10 104V105H9ZM14 104V105H13ZM70 104H71V106H70ZM77 104V105H76ZM105 104V105H104ZM109 104V105H108ZM139 104V105H138ZM159 106H161V107H164V108H157V106L158 105ZM13 105V106H12ZM144 105V106H143ZM147 105V106H146ZM154 105V106H153ZM173 105V106H172ZM249 107H248V106ZM262 107H261V106ZM259 105V109H262L263 108V106L264 105H262V104H260ZM5 106V107H4ZM8 106V107H7ZM78 106V107H77ZM95 106V107H94ZM97 106V107H96ZM149 106V107H148ZM151 106V107H150ZM191 106H189V107H191ZM213 106V110L211 111V107ZM242 106V107H241ZM4 107V108H3ZM7 107V108H6ZM179 107V106H178ZM177 107V108H178ZM189 107H185L184 109H181V111H180V113L182 112L184 115H188V113H196L195 111H197V113L196 114H199V115H202L203 114V112L200 110V109H198V108H196L195 109V107L196 106H193L194 107V109L192 110L191 108H190V110H189ZM239 107V108H238ZM10 108V109H9ZM13 108V109H12ZM91 108V109H90ZM146 108H148V109H146V111H144ZM188 110H187V109ZM210 108V109H209ZM229 108H231V110L229 109ZM250 110H249V109ZM8 109V110H7ZM12 109V110H11ZM143 109V110H142ZM169 109V110H168ZM2 110V111H1ZM16 110V111H15ZM72 109L70 110V111H73ZM89 110V111H88ZM127 110V111H126ZM141 110V111H140ZM167 110V113H165L164 114V112ZM177 110V111H176ZM195 110V111H194ZM198 110H199V112H198ZM202 110H205V108L203 107L202 108ZM245 110H249V111H245ZM5 111H7V114H6V112ZM13 111H15V112H13ZM73 111V112H74ZM82 111V112H81ZM175 111L176 112H178L179 111V108L178 109H175L174 110V112L173 113H175ZM206 111V112H207ZM2 112H5V113H2ZM88 112V113H87ZM96 112V113H95ZM100 112V113H99ZM108 112H109V114H108ZM144 112V113H143ZM234 112V113H233ZM244 112H246V113H244ZM154 113H159V111L158 112H154ZM159 113V114H160ZM172 113V114H173ZM179 113V112H178ZM229 113V114H228ZM248 113V114H249ZM2 114H4V115H2ZM96 116L97 115V117H94V115ZM100 114V115H99ZM231 114V115H230ZM93 115V116H92ZM140 115V116H139ZM227 115H229L230 116V118H229V116H227ZM233 115V116H232ZM94 117V118H92V117ZM138 116V117H137ZM165 116V117H164ZM233 118H232V117ZM99 117V118H98ZM130 117V118H129ZM135 117V118H134ZM227 117V118H226ZM244 117H246V116H244ZM242 118V121H243V123H242V121H241V124H244V126H246L245 125V123L247 124V123H249V122H247L248 120V118L247 119H245V118ZM126 118H128V119H126ZM133 118V119H132ZM84 121H83V120ZM91 119V120H90ZM93 119H98V120H93ZM125 119V120H124ZM14 120V119H13ZM29 120V121H28ZM83 122H82V121ZM92 120H93V122H92ZM244 120H245V122H244ZM247 120V121H246ZM254 120H255V118H254ZM77 121V122H76ZM131 121V122H130ZM133 121V122H132ZM221 121H220V126L221 127H223V125H221L222 123H221ZM17 122H18V124H17ZM76 122V123H75ZM124 122H125V124H126V127H125V125H123L122 126V124H124ZM225 122L223 123V124H225ZM227 122V123H228ZM130 123V124H129ZM134 124V125H131V124ZM219 123V122H218ZM225 124V128H226V125H229V124ZM74 124H72L73 125V127H74ZM84 124V125H83ZM102 124V125H101ZM137 124V126L135 127V125ZM80 127V128H82L81 130H80V128L78 127V126ZM81 125V126H80ZM88 125V126H87ZM90 126V127H89ZM91 126H93L94 127V129H91L92 127ZM130 126V127H129ZM216 126L218 127L219 125H217L216 124ZM216 126H212V128H214V132H215V130H216ZM219 126V129L217 128V130H219V131H222V129H221V127ZM77 127L79 128V129H77ZM83 127H88L87 129H85V128H83ZM99 127V128H98ZM104 127H106V128H104ZM124 127H125V129L127 130V131H125V129H124ZM228 128L226 129V131H228V133H229V135H232V134H234V132H230V131H233L229 126H227ZM111 128V129H110ZM120 128V129H119ZM133 128V129H132ZM224 128V129H225ZM21 130V131H19V130ZM55 129V130H54ZM90 131H89V130ZM123 129V130H122ZM138 131H137V130ZM221 129V130H220ZM223 129V130H224ZM237 129V128H236ZM65 130V131H64ZM83 130H86L85 131V133H86V135L85 134H82L84 131ZM95 130V131H94ZM46 131V132H45ZM79 131V132H78ZM81 131V132H80ZM90 133H89V132ZM92 131V132H91ZM140 131H142V132H140ZM144 131V132H143ZM210 132V133H208V134H205L203 137L204 138H206L207 136L209 137H212V135L214 134V132ZM77 132H78V134H77ZM87 132L89 133V134H87ZM150 132V131H149ZM48 133V134H47ZM122 133V134H121ZM228 133H226V132H223V134L222 135H220V136H227L228 135ZM147 134V133H146ZM146 134H144V136L146 135ZM20 135V136H19ZM177 135H179V136H177V137H175V139L177 140L178 138V140H180V138H181V140L179 141V142H181V141H183L184 139H186L187 138V136H182V135H180V134H177ZM19 136V137H18ZM78 136V137H77ZM147 137H149V138H154V137H156V136H154L153 134L151 135V134H147L146 135ZM182 136V137H181ZM52 137V138H51ZM86 137V138H85ZM185 137V138H184ZM14 138V139H13ZM18 138V139H17ZM78 138H80V139H78ZM174 138V137H173ZM15 139H16V141H15ZM31 139V140H30ZM79 140V141H77V140ZM174 139V140H175ZM210 139V138H209ZM11 140V141H10ZM13 140V141H12ZM170 140H172V139H170ZM170 141V143L171 142H175V141ZM177 140V141H178ZM6 143H8V144H6ZM36 141V142H35ZM58 141V142H57ZM167 141V142H166ZM176 141V142H177ZM1 142H2V144H1ZM15 142V143H14ZM16 142H17V145H16ZM104 141L102 142L101 141V145L103 144V143H105ZM162 142H164V141H162ZM162 142H160V143H162ZM5 143V144H4ZM12 143V144H11ZM13 143H14V146H13ZM145 143V142H144ZM160 143H158L157 145L156 144H153L154 145V147L156 146H162L161 148L162 149H164V146L162 145V144H164V143H166L167 145H168V143H169V139L167 140H165V142L164 143H162V144H160ZM191 143H193V142H191ZM199 143V142H198ZM3 144H4V146H5V148L3 147ZM45 144H47V145H45ZM145 144H149V141H147ZM166 144H165V147H166ZM172 144V143H171ZM194 144V143H193ZM2 145V146H1ZM6 145H7V147H6ZM10 145V146H9ZM12 145V146H11ZM104 145V144H103ZM102 145V146H103ZM122 145H119L118 146V148L120 149H122V148H124V147H121ZM198 146V145H197ZM2 147L4 148V149H9V151H10V149L12 150V149H14V150H16V152L13 150V151H8V149L7 150H4V149H2ZM57 147V148H56ZM250 147V146H249ZM260 147V148H259ZM160 148V149H161ZM29 149V148H28ZM50 149H52V150H50ZM116 149H117V147H116ZM191 149H194V148H191ZM262 149H264L263 148V146H258V147H255V148H252V150H251V152H248L246 155H243L242 157V159L240 158L239 160H232V161H229V160H224L223 161V159L221 160V161H218L217 162V164H214L215 166L217 165L218 166V164H219V162L221 163L222 161H223V163L224 164H226V165H224V164H222V169H221V167L219 168L218 167V169L216 168V169H214L213 170V166L214 165H212V170H211V172L213 173H211L212 175H213V178H212V175L210 174V172L206 175V176H198V175H190V176H192V177H190L189 175V177H187V176H184V178H183V176H182V174H181V176L179 177L178 175H176V176H174V177H167V178H164V177H160L161 175H160V173H159V176H158V178H157V176H154V175H151V176H147V175H142V174H138L136 177H137V179H141V182L143 181V180H145L143 183H145L146 185L144 186V184L142 185V184H140L138 181V183H136V185H135V183L133 184V185H128V187H129V190H128V187H126L125 185H127V184H123V183H117L116 182V179L117 178H125V177H127L128 175H129V177H130V172H134L135 173V171H136V169H139V166L137 165V164H141V162L140 161H137L136 160V162H135V160L133 161L130 157L128 158V160L129 161H127V163H126V167H124V169L126 168L128 171H130V172H128L126 169V171H127V173H129V174H126L123 170V163L121 164V160L119 159V160H116L114 163L116 164L117 163V161H119V163H117V165H115L114 163L112 164V166L113 167H109L107 164H105V165H103V166H101L100 167V170H103L102 172H104V170H105V168H106V171L105 172H108V171H110L111 172V174L113 175V177H114V181H113V184H114V186H113V184H110V185H104V184H96V185H94L95 186V192H92L91 194H90V196L87 194V196L85 195L84 197H82V198H85V199H87V198H89V199H91L92 197H94L93 196V193H95L94 195H97V196H95V198H93V199H91V200H93V201H96V202H102V203H106V202H110L111 200H112V197L113 196H116V195H118V194H120V193H124L125 191H124V189L125 190H127L128 192H131L130 190H133L132 192H135V194L133 193V195H135V196H133V200L131 199V204L129 203V209H123V210H120V211H118V212H112L110 215H112V216H115L114 218L112 217V216H110V218H105L104 220H101V221H99V222H97L98 223V225H97V223H96V226H98V227H100L101 229V231H99L100 233H105V231H106V229L107 230H110V229H112L113 230V228H115V230H117V231H121V230H126V232H124L123 234H122V236H120V234H119V238H117V239H115L116 237H118L117 235L114 237H112V238H114V239H112V238H110L111 239V241H109V239L107 240V239H104V240H106V241H108L110 244H111V247H109L108 249L109 250H105V251H103V252H101V253H107V254H103V255H105V256H107V257H110V255L111 256H113L115 253H118V255L119 256H121L122 258H126V259H128V260H126V262H124L123 264H158V263H160V264H183V263H185V264H187L191 259H194L195 257H197V255H199L200 253H201V256L202 255H204V253H206L207 251H208V249H210L211 247L212 248H215V250H219L220 249V247H221V245L222 244H224L223 242H225V244L226 243H230V241L232 240V241H234L233 243H232V241H231V244H234V245H236V246H238V247H240V244L241 245H244V244H242V241L243 242H246V241H249V240H251V242H250V244H252V245H250L251 246V248L249 249V251H254L255 249H257V248H264V237H260V236H264V233H263V229H264V173H262V174H260V175H257L256 176V178H255V181L253 182V183H251V184H249V185H245V186H243L242 188V190H240L239 188H238V190L239 191H236V189L237 188H235L234 190H231V192H230V190L229 191H225V194L223 193V191H221L220 193L218 192L219 191V188L217 187V186H219V187H221V186H223V184L224 185H226L227 183H231V182H233V181H237V180H239L240 178V176L241 175H244V174H246L245 172L247 171V172H249L250 170H251V168H253L254 166H255V162H257L260 158V152H261V150ZM18 150V151H17ZM151 148L150 149H148V155H146L147 157H160V156H158V155H156V153H155V151L154 150H151ZM7 151L9 152V153H7ZM19 151H20V154H21V159H19L20 158V154H19ZM21 151H23L22 153H21ZM154 151V152H153ZM253 151V152H252ZM260 151V152H259ZM263 151V150H262ZM17 152H18V154H17ZM150 152L152 153V154H150ZM8 155H6V154ZM41 153H44V155L45 156H49V155H51L50 153H47L46 154V152L43 150ZM55 153H53V154H55ZM118 153V152H117ZM120 153V152H119ZM256 153V154H255ZM259 155H258V154ZM13 154H17L16 156L15 155H13ZM49 154V155H48ZM52 154V155H53ZM115 154H116V152H115ZM155 154V155H154ZM5 156V158L4 157H2V156ZM10 155H12V156H14V157H18V159H16L15 161H17V162H15L16 163V172H18L17 174H15L16 172L14 171V172H11V175H10V181H7L8 183H10V184H7V182L5 183V185H7L6 187H4V180H3V178H5V176L4 175H6V165L9 163V158H11L12 156H10ZM22 155H24L23 157H22ZM117 155V154H116ZM9 157V158H8ZM163 157V156H162ZM256 157H258V158H256ZM22 158H23V161H22ZM249 160H248V159ZM6 159H8V160H6ZM61 159H64V160H61ZM4 160V161H3ZM56 160V161H57ZM69 160H71V161H69ZM257 160V161H256ZM8 161V162H7ZM24 162V164L22 163V162ZM56 161H55V163H53V165H51V166H54V164H55V166L57 165V164H60V163H56ZM159 161H163L162 160V158H161V160L159 159H157V160H154V162L155 163H158ZM227 161H229V163H227ZM247 161V162H246ZM137 162H140V163H137ZM226 162V163H225ZM253 162V163H252ZM134 163H136V164H134ZM194 163L195 162H192V164L194 165ZM132 164H134L135 166H134V169H131V166H132ZM192 164L191 165H188V166H186L185 167V165H182V167H183V169H191V166H192ZM196 164V163H195ZM115 165V166H114ZM136 165H137V167H136ZM220 165V164H219ZM249 165V166H248ZM17 166H19V167H17ZM68 166V165H67ZM129 166H130V168H129ZM224 166V167H223ZM22 167V168H21ZM70 167H73L74 169H79L78 167H80V166H77L75 163H74V165L72 166V165H70ZM120 167V168H119ZM128 167V168H127ZM190 167V168H189ZM193 167V166H192ZM18 168H20V169H18ZM80 168H82V167H80ZM102 168V169H101ZM113 168H114V170H113ZM119 168V169H118ZM133 168V167H132ZM224 168V169H223ZM18 169V170H17ZM108 169V170H107ZM182 169V168H181ZM248 169V170H247ZM19 170H21V173H20V171ZM112 170V171H111ZM116 170H118L117 171V173H116ZM133 170V171H132ZM217 171V173H216V171ZM123 171V172H122ZM214 171V172H213ZM5 172V173H4ZM229 172V173H228ZM231 172H232V175H230L231 174ZM12 173L17 177V175H18V178H16L14 175H12ZM20 173V174H19ZM121 173H123V175L121 174ZM125 173V174H124ZM228 173V174H227ZM242 173V174H241ZM120 174H121V176H120ZM222 174L224 175V176H222ZM3 175V176H2ZM126 175V176H125ZM132 176L134 175V174H131ZM221 175V176H220ZM125 176V177H124ZM135 176V175H134ZM144 176V177H143ZM147 178H146V177ZM177 176L179 177V178H177ZM216 176V178L214 179V177ZM226 176H228V177H226ZM139 177V178H138ZM148 177H151V178H155V180H154V178L153 179H148ZM204 177V178H203ZM143 178V179H142ZM170 178H175V180H176V182L175 181H171V179ZM183 178V179H182ZM185 178H187V180H189L190 182L191 181H193V183H190V182H188ZM206 178H208L207 180H208V182L206 183ZM219 178H221V180H219ZM224 178L226 179V181L224 182L223 180H224ZM231 178V179H230ZM232 178H235V179H232ZM236 178H237V180H236ZM239 178V179H238ZM158 179V180H157ZM160 179V180H159ZM168 179V180H167ZM169 179H170V181H169ZM180 179V180H179ZM193 179H195V180H193ZM213 179V180H212ZM2 180V181H1ZM15 180V181H14ZM149 180H150V182H149ZM153 180H154V182H153ZM157 180V181H156ZM166 180V181H165ZM172 180H174V179H172ZM205 180V181H204ZM213 182H212V181ZM214 180H216V182H214ZM229 180H231L230 182H229ZM171 182L170 184H171V187H173V186H175L174 187V189L175 188H179V186H181L179 189H176V190H174V189H169L170 191H168V190H166V191H164L162 194L161 193H159V194H157V195H155V193H157V192H161L160 190H157V186H165V187H168V185H170L169 183H167V182ZM186 182V185H185V183L184 182ZM217 181L218 182H222L221 184L222 185H219L218 183H217ZM11 182H15L14 183V185H13V183H11ZM18 182H19V186H16V185H18ZM114 182H116V183H114ZM151 183V185L149 184V183ZM158 182H160V183H158ZM162 182V183H161ZM167 183V186H166V183ZM180 182H181V184H180ZM211 182V183H210ZM155 183V184H154ZM156 183H157V185H156ZM174 183V184H173ZM176 183V184H175ZM177 183H178V186H176L177 185ZM184 183V184H183ZM213 183H214V185H213ZM216 183H217V185H216ZM3 184V185H2ZM140 184V185H139ZM180 184V185H179ZM209 184H212V185H209ZM253 184V185H252ZM2 185V186H1ZM118 185H120V186H118ZM142 185V186H141ZM148 185V186H147ZM156 187H155V186ZM195 185V186H194ZM21 186V187H20ZM110 186V187H109ZM122 186V187H121ZM134 186H136L139 190H138V192L139 193H137V188H135ZM140 186H141V188H140ZM151 187V188H148V187ZM214 186V187H213ZM4 187V188H3ZM107 187V188H106ZM109 187V188H108ZM124 187V188H123ZM126 187V188H125ZM130 187H133L132 189L130 188ZM163 187H161L162 189H163ZM164 187V188H165ZM213 187V188H212ZM245 187V188H244ZM110 188L114 191V195L112 194V190L110 191ZM123 188V189H122ZM143 188V189H142ZM241 188V187H240ZM251 188V189H250ZM20 189V190H19ZM104 189H105V191H104ZM141 189L142 190H145L146 192L145 193H147V194H145L144 192H141ZM216 189V190H215ZM256 189V190H255ZM5 190V191H4ZM14 190H15V192L16 191H18L16 194L14 193ZM22 190V191H21ZM24 190V191H23ZM109 190V191H108ZM152 190V191H151ZM178 190H180V192L178 193L177 191ZM215 190V191H214ZM218 190V191H217ZM254 190L256 191V193L254 192ZM4 191V192H3ZM123 191V192H122ZM148 191H149V193H148ZM214 191V192H213ZM247 191H248V193H247ZM252 191V192H251ZM109 192V193H108ZM111 192V193H110ZM168 192H170L169 194H168ZM187 194H185V193ZM211 192H213L214 194L213 195H211L212 193ZM215 192H217V197H218V195H220L218 198H222V199H217V197H216V193ZM227 192L229 193H232L231 195H233V192H237L236 193V195H238V197L236 198V197H234V198H236V200H233V198H232V201H230L231 200V197L232 196H230V193L229 194H227ZM247 193V194H245V193ZM258 192V193H257ZM141 193V194H140ZM143 193V194H142ZM172 193L173 194H178V196H180L181 197V202H180V198L179 199H176V197H177V195L175 194V195H172ZM223 193V194H222ZM249 193H250V195H252L251 193H253V195H254V193H255V195H257V196H250L249 195ZM100 194L102 195V197L100 196ZM109 194V195H108ZM152 194V195H151ZM184 194V195H183ZM195 194V195H194ZM19 195H17V196H19ZM110 195H112V196H110ZM140 195V196H139ZM147 195V196H146ZM153 198H151L150 196ZM154 195H155V198H156V200L154 201ZM186 195V196H185ZM225 195V197L226 196H229V199H228V197H226L229 201H225L224 202V199L225 200H227L226 198H224L223 196ZM235 195V194H234ZM105 196V197H104ZM109 196V197H108ZM139 196V197H141L140 199H143V200H140V199H138L137 197ZM143 196V197H142ZM161 196V197H160ZM163 196V197H162ZM171 196V197H170ZM184 196L185 197H187V199H188V201H187V199H185L184 200ZM190 196V197H189ZM193 196V197H192ZM206 196H208V198L206 199V200H210L211 202L209 203L208 201H206V200H204L205 198H206ZM211 196H213V197H211V199H216V203H218V202H221L222 204H223V206L224 207H222V204H220L221 206H219V207H221V208H219L218 206H217V208L215 209V208H213L212 210H208L209 211V214H210V216H208V212H207V214L206 213H204V212H198V214H196V215H192V214H194V213H196V211L198 210V209H200V208H203V207H205L206 206V202H207V206H208V203L209 204H213V203H215L214 201H213V203H212V200L210 199V197ZM248 196V197H247ZM166 197H168V198H165ZM214 197H216V198H214ZM29 198H31V197H29ZM79 198V197H78ZM81 198V197H80ZM81 198V199H82ZM96 198H98V199H96ZM100 198V199H99ZM162 198H164V201H163V199ZM172 198V199H171ZM178 198V197H177ZM189 198H190V200L192 201L193 200V198H194V200L191 202L190 200H189ZM224 198V199H223ZM238 198H239V200H238ZM26 199V200H25ZM25 199H24V202L26 201L27 202V200H28V197L26 198L25 197ZM32 199V198H31ZM34 199V198H33ZM32 199V200H33ZM136 199V201H134ZM146 199V200H145ZM152 199V200H151ZM159 201H158V200ZM200 201H199V200ZM241 199V200H240ZM161 200L163 201V202H168V200H170L169 202V208H170V210L172 209V208H176L177 210L179 209V211H177V213H179L180 212V210H182L181 212H183V211H185V212H183L184 214L186 213V212H190L189 214L187 213V215L188 216H191L190 218H187V219H185V220H180V222H173V223H171V217H172V215H173V217H175V213L176 212H173L172 214L170 213L169 214V212H170V210H168L166 207H165V209H164V203L162 202V203H159V202H161ZM178 200V201H177ZM185 202H184V201ZM195 200L197 201V202H195ZM203 200H204V202H203ZM219 200V201H218ZM154 201V202H153ZM157 201H158V203L159 204H157ZM173 201V202H172ZM184 203H183V202ZM233 201H235L234 202V204H236V205H234L233 206ZM237 201V202H236ZM239 201H240V203H239ZM24 202H20L21 203V205H19V206H22V204H25ZM136 202V203H135ZM150 202V203H149ZM167 202L165 203L166 204V206H168L167 205ZM174 202L177 204V206H179V208L176 206V207H174V205H176V204H174ZM178 202H179V204H178ZM202 202H203V204L205 205V206H203V204H202ZM229 202V203H228ZM135 204V206H133L134 204ZM138 203V204H137ZM142 203H144V204H142ZM187 203V204H186ZM190 203V204H189ZM191 203H193L192 205H191ZM230 203H231V205H230ZM27 204V203H26ZM150 204V205H149ZM156 206H155V205ZM162 204H163V207H160V206H162ZM171 204H174L173 205V207H172V205ZM185 204L186 205H188L187 206V208H186V206H185ZM197 204H199V205H197ZM201 204V205H200ZM228 204L230 205V206H228ZM138 205H140V206H138ZM146 205V206H145ZM148 205H149V207H148ZM152 205V207H150ZM154 205V206H153ZM182 205V206H181ZM197 205V206H196ZM18 206V207H19ZM25 205H23L22 207H17L19 210H20V208H23ZM195 206H196V208H195ZM201 206V207H200ZM203 206V207H202ZM134 207V209H131V208H133ZM143 207H145V209L143 208ZM148 207V208H147ZM157 207V208H156ZM198 207H200V208H198ZM16 207L14 208V210H12L11 212L10 211H7V215H5V213L3 212V210H1L0 211V219H1V217H2V220H0V225L1 226H5L6 224H7V222H11V221H13V219L15 220L16 218L18 219L19 218V220L21 219H26V218H28L29 217V214H31L30 212L31 211H27V213H24L23 215H21L22 217L25 215V214H27V216H25L26 218H22L20 215H16V212H18V210H16L17 209ZM136 208V209H135ZM138 208H140L141 209V212H143V213H141L140 212V209H138ZM144 210H143V209ZM180 208H182V209H180ZM184 208H186V209H184ZM12 209V208H11ZM52 209V208H51ZM149 209L151 210V212L149 211ZM157 209V210H156ZM161 209V210H160ZM193 209H195V210H193ZM215 209V210H214ZM147 210V211H146ZM163 210H166V211H163ZM192 210H193V212H192ZM15 213H14V212ZM37 211H39L38 209H37ZM156 211V212H155ZM169 211V212H168ZM214 211V212H213ZM217 213H216V212ZM220 211H222V212H220ZM29 212V213H28ZM34 212V211H33ZM123 212V214H121ZM152 212H153V214H154V212H155V214H154V217L152 216ZM165 212H166V214H165ZM211 212V213H210ZM13 213V214H12ZM146 213V214H145ZM182 213V214H183ZM219 213V214H218ZM15 216L14 218H13V216ZM134 214V215H133ZM138 214H139V216H138ZM163 216H162V215ZM165 214V215H164ZM200 214V215H199ZM204 214V215H203ZM206 214V215H205ZM215 214H217V215H215ZM263 214V215H262ZM5 215V216H4ZM11 215V217L9 218V217H7V216H10ZM136 215L138 216V217H136ZM141 215V216H140ZM158 215V216H157ZM160 215V216H159ZM168 215V216H167ZM186 215V214H185ZM104 216V215H103ZM147 216V217H146ZM153 217V218H155V220L153 219V218H151V217ZM165 216H167V217H169V218H167V217H165ZM196 217V218H194V217ZM202 216V217H201ZM204 216H206V217H204ZM216 218H215V217ZM157 217H159V218H157ZM193 217V218H192ZM198 217V218H197ZM203 218V219H201V221L199 220V218ZM209 217H211L210 218V220H208L209 219ZM213 217V218H212ZM3 218H5L4 220H3ZM13 218V219H12ZM101 218V217H100ZM121 219L120 221L118 220V219ZM135 218V219H134ZM149 218H150V220H149ZM165 218H167L168 219V221H167V219H165ZM206 218V219H205ZM102 219V218H101ZM112 219H114L113 221H112V223H111V220ZM146 219V220H145ZM153 219V220H152ZM174 219V218H173ZM189 219V220H188ZM191 219H192V221H191ZM5 220H6V224L4 225L3 223H5ZM10 220V221H9ZM127 220H129V221H127ZM139 222H138V221ZM144 220H145V222H146V224H145V222H144ZM150 222H149V221ZM162 222V223H169V221H170V223L169 224H171V226L169 227V228H163V229H159L160 231H162V232H160L157 228L159 227V226H161L160 224H162L160 221ZM187 220V221H186ZM193 220H194V222H193ZM197 222H196V221ZM198 220H199V222H200V224H198ZM214 220V221H213ZM218 220V221H217ZM2 221H4V222H2ZM126 221V222H125ZM157 221V222H156ZM165 221V222H164ZM167 221V222H166ZM185 221V222H184ZM203 221V222H202ZM2 222V223H1ZM104 222V224L103 225H105L104 227H102V223ZM130 222V224H128ZM143 222V223H142ZM148 222L150 223V224H148ZM152 222H154V223H152ZM160 222V223H159ZM193 222V223H192ZM196 222V223H195ZM122 223V224H121ZM139 223H140V225H139ZM152 223V224H151ZM183 223V224H182ZM202 223V224H201ZM206 223V224H205ZM107 224H108V226H107ZM116 224V225H115ZM118 224V225H117ZM138 226H137V225ZM142 224V225H141ZM144 224V225H143ZM147 224L150 226H147ZM153 224H156L157 225V227H156V225L154 226ZM179 224H180V226H179ZM191 224H195L194 226L193 225H191ZM197 224V225H196ZM203 224H205L204 226H203ZM114 225H115V227H114ZM119 225L121 226V227H119ZM123 225H127L128 227H126V226H124V227H122ZM130 225H131V227L132 228H129L130 227ZM133 225H135V226H133ZM186 225H187V228H189V229H187L186 228ZM209 225V226H208ZM0 226V227H1ZM110 226H113L112 228H109ZM141 226L143 227V229L141 228ZM145 226H146V228H145ZM152 226V227H151ZM191 226H192V228H191ZM198 226H200V227H198ZM98 227H95V228H98ZM118 227V228H117ZM137 227V228H136ZM139 227V228H138ZM175 228V229H172V228ZM182 227H184V228H182ZM195 227H196V229H195ZM209 228V229H207V231L204 229V228ZM262 227V228H261ZM83 228H85V227H81V229H83ZM120 228H122V229H120ZM127 228H129V231L127 232ZM135 229V231H134V229ZM151 229L150 231L148 230V229ZM204 229L205 231H201L202 229ZM99 229V228H98ZM133 229V232L134 233H132V231L131 230ZM145 229H147V231H145ZM165 229V230H164ZM168 229V230H167ZM185 231H184V230ZM192 229V230H191ZM199 229V230H198ZM201 229V230H200ZM105 230V231H104ZM141 230H143V231H141ZM153 230V231H152ZM170 230V231H169ZM182 230V231H181ZM187 230V231H186ZM198 232H200V233H198ZM209 230V231H208ZM210 230H211V232H210ZM81 230H79V232H80ZM90 231V230H89ZM196 232L197 234H195L194 232ZM220 231V232H219ZM223 231V232H222ZM76 232H78V231H76ZM78 232V233H79ZM98 231H96V233H99ZM107 232V231H106ZM108 232H111V231H108ZM139 232V233H138ZM141 232V233H140ZM185 232V233H184ZM262 232V233H261ZM77 233V234H78ZM129 235V237H130V239H129V237H128V235ZM133 235H132V234ZM147 233V234H146ZM167 233V234H166ZM191 233V234H190ZM194 233V234H193ZM204 233H206V234H204ZM211 233V234H210ZM212 233L214 234V235H216V236H213L212 235ZM216 233V234H215ZM261 233V234H260ZM107 234V233H106ZM124 234H125V238H126V240H125V238H124ZM130 234L132 235V236H136L137 234H141L142 236L141 237H145L146 236V239H144L145 241L144 242H142L143 240H141V239H137V240H131V237L132 236H130ZM149 234H150V236H152V234H153V238L152 237H150L149 236ZM156 234H158V235H156ZM164 234V235H163ZM171 234V236L172 237H174L173 235L175 234V237L174 238H172L171 236H167V235H170ZM193 234V235H192ZM227 234H228V236H227ZM229 234H232V235H229ZM247 236V235H249L248 236V238L245 236V235ZM160 235V236H159ZM162 235V236H161ZM167 237H166V236ZM187 235H189V236H187ZM191 235V236H190ZM197 235H199V236H197ZM205 235H207V236H205ZM219 235V236H218ZM223 235V236H222ZM254 235V236H253ZM260 235V236H259ZM85 235L83 234V235H81L78 239L80 240V242H81V244L80 243H77L78 241V239H76L75 237V239L73 238L72 239V241H74V243H77L78 245L80 244V246L78 247V249L77 250H79V251H77L75 254H73V255H71V256H73L72 258L73 259H77V258H81V256H82V258L83 257H87V253L88 254H93L94 252H95V254H96V248H98L99 246H102V245H100V244H103L104 243V240H102V241H99V239L101 240L102 238H97V237H94V239L96 240V241H93L91 238H93V237H84ZM166 238H165V237ZM211 236V237H210ZM218 236V237H217ZM226 236H227V238H226ZM230 236H231V239L229 240V238H230ZM234 236V237H233ZM257 236V237H256ZM59 238L61 237V238H63L62 240H64V239H66V237H64V236H58ZM157 237H159L158 239H157ZM162 237V238H161ZM177 237V238H176ZM188 237V238H187ZM189 237H191V238H189ZM193 237V238H192ZM206 237V238H205ZM253 237H254V240H253ZM59 238H57V239H59ZM85 239L84 240V242H83V239ZM124 238V239H123ZM148 238L150 239V240H148ZM161 238V239H160ZM187 238V239H186ZM194 238H198L197 240L198 241H196V239L194 240ZM200 238V239H199ZM208 238V239H207ZM222 238H226L225 240L224 239H222ZM234 240H233V239ZM242 238V239H241ZM251 238V239H250ZM256 238V239H255ZM259 240H258V239ZM153 239V240H152ZM186 239V240H185ZM189 239V240H188ZM216 240V242H215V240ZM235 239L237 240V242H235ZM245 241H244V240ZM148 240V243L146 242ZM151 240H152V242H151ZM157 242H156V241ZM159 240V241H158ZM185 240V241H184ZM209 240V241H208ZM212 240V241H211ZM214 240V241H213ZM226 240H228V241H226ZM241 240V241H240ZM253 240V241H252ZM256 240V241H255ZM86 241V242H85ZM88 241V242H87ZM125 241H127L128 243H130V244H128L127 242L125 243V246L123 245L124 244V242ZM130 241V242H129ZM166 241H168V243H166ZM218 241V242H217ZM223 241V242H222ZM238 241H240V242H238ZM99 243V245H97L96 244V247H95V245L94 244H92V243ZM138 244V246H136V243ZM146 242V243H145ZM153 242H155V243H153ZM162 242V243H161ZM199 242V243H198ZM220 242V243H219ZM255 242H257V243H255ZM36 242H33L32 244H35ZM87 243V244H86ZM88 243H90V244H88ZM142 243V244H141ZM157 243H159V244H163L164 246H166L167 247V249H166V247H164L163 245H161V247L160 246H158L159 244H157ZM167 245H166V244ZM180 243H182V245L180 244ZM184 243V244H183ZM191 243H193V244H191ZM196 243V244H195ZM210 243V244H209ZM238 243V244H237ZM258 243L260 244V245H258ZM60 244V243H59ZM93 246H92V245ZM118 244V245H117ZM132 244V245H131ZM134 244V245H133ZM143 244H145V245H143ZM152 244H156V245H154V246H156V247H160V248H156V251H155V247L154 246H152ZM173 244V245H172ZM198 244V245H197ZM216 244H218V246L216 245ZM88 247H87V246ZM90 245V246H89ZM117 245V246H116ZM122 245V246H121ZM127 245V246H126ZM184 245V246H183ZM186 245V246H185ZM255 245V246H254ZM58 246V245H57ZM86 246V247H85ZM124 246V247H123ZM142 246V247H141ZM144 246V247H143ZM146 246V247H145ZM177 246V247H176ZM179 246V247H178ZM181 246V247H180ZM195 246V247H194ZM197 246V247H196ZM200 246V247H199ZM203 246V247H202ZM205 246H206V248H208V249H206L205 248ZM89 247H91V248H89ZM114 247H116V248H114ZM131 247V248H130ZM150 247V248H149ZM151 247H152V249H151ZM162 247H163V249H162ZM172 247V248H171ZM189 247V248H188ZM82 248V249H81ZM95 248V249H94ZM118 248V249H117ZM119 248H121L122 250H120ZM125 248H129L131 251H123ZM138 248H140V249H138ZM143 248V249H142ZM148 248V249H147ZM165 248V249H164ZM169 248V249H168ZM181 248H182V250H181ZM201 248V249H200ZM211 248V249H212ZM115 249V250H114ZM136 249V250H135ZM145 249V250H144ZM152 251H151V250ZM178 249V251H176ZM180 249V250H179ZM189 249V250H188ZM206 249V250H205ZM88 250V251H87ZM140 250V251H139ZM148 250H150V251H148ZM167 250V251H166ZM168 250H170L169 252H168ZM35 251H41V250H34V251H32V250H30V251H28V252H24V254L25 253H27V254H31V253H35ZM87 253H86V252ZM94 251V252H93ZM108 251V252H107ZM117 251V252H116ZM123 251V252H122ZM138 251H139V253H138ZM146 251L147 252H149V253H147L146 254ZM175 251V252H174ZM181 251H183V252H181ZM193 252L192 254H190L191 252ZM200 251V252H199ZM90 252V253H89ZM98 252V251H97ZM115 252V253H114ZM121 252V253H120ZM131 252V253H130ZM133 252V253H132ZM159 252V253H158ZM161 252V253H160ZM204 252V253H203ZM38 253V252H37ZM137 253V254H136ZM172 253H173V256H172ZM180 253V254H179ZM199 253V254H198ZM39 254V253H38ZM86 254V255H85ZM110 254V255H109ZM133 254V255H132ZM149 254L151 255V256H149ZM156 254V255H155ZM80 255V256H79ZM117 255V254H116ZM142 255V257L140 258V256ZM168 255H170V257L168 256ZM132 256V257H131ZM149 256V257H148ZM152 256H157L156 258L155 257H152ZM177 256H179L178 258H180V259H178L177 258ZM189 256V257H188ZM200 256V255H199ZM262 256H264V254H262ZM165 257V258H164ZM187 257V258H186ZM140 260H139V259ZM164 258V259H163ZM169 258V259H168ZM172 258V259H171ZM189 258V259H188ZM89 259V258H88ZM111 259H114V258H112L111 257ZM133 259H135V260H133ZM149 259V260H148ZM157 259V260H156ZM168 260V261H166V260ZM152 260V261H151ZM161 260H162V262H161ZM173 260H175V261H173ZM177 260V261H176ZM150 261H151V263H150ZM25 262H27V261H23V262H20V264H25ZM64 262V261H63ZM145 262H147V263H145ZM149 262V263H148ZM53 263H55V261H53V262H51V264H53ZM27 264V263H26Z\"/></svg>", "mask_w": 264, "mask_h": 264}]
</instances>
